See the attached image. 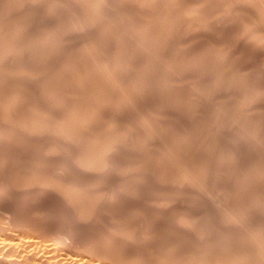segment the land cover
Returning a JSON list of instances; mask_svg holds the SVG:
<instances>
[{"label":"rangeland","instance_id":"374dc122","mask_svg":"<svg viewBox=\"0 0 264 264\" xmlns=\"http://www.w3.org/2000/svg\"><path fill=\"white\" fill-rule=\"evenodd\" d=\"M5 1L9 2L12 6ZM5 1L3 0V2H2V0H0V4H1V2L3 3L0 5V7L2 8V9L0 8V11H1L0 12V18H1L0 19V22H1L0 23L1 24L0 25V32H1L0 33V38H1L0 39V50H1L0 52H3L2 54L0 53L1 54L0 55V62H1L0 68L2 67V69H0V72H1V74H0V87H1L0 88V97H1L0 98V187H1L0 188V239H2V240H0L1 241L0 243L5 244V245L3 244L4 247L2 246L0 248V252L3 253L2 255H0V256H2L1 257L2 260L0 258V264H6V263L7 264H13V262H14V264H16V263L22 264V262L24 264H54V263L55 264H59V263L60 264H63V263L64 264H67V263L73 264L75 262H77L78 264H80L79 262H81V264L82 263H84V264H92L93 263L94 264V261H96V260H97L96 264H99V263L100 264H110V263L111 264H114V263L119 264L120 263L119 261H121L120 264H156V263H158V264H181V263H183V264H194L195 262L197 264H200V263L201 264L202 263L203 264H207V263L208 264H216V263L217 264H242V263L243 264H248V263L249 264H259V263L264 264V253H263L264 252V245H263L264 241L262 240V239H264V234H263L264 233V227H263L264 226V202H263L264 201V169H262V168H264L263 167L264 162H262V161H264V129H263L264 128V104H263L264 103V97H263L264 96V63H263L264 62V60H263L264 59V39H263L264 36H261V35H264V18H263L264 17V14H263L264 13V6H263L264 0H254V1L253 0H247L246 2H245V0H237L236 2H235V0H233V1L224 0L225 2L223 0H221V1L220 0H213V2H212V0H206V1H204V0H186V1L185 0H174V1L173 0H165V1H163V0H145V2H144V0L143 1L142 0H138V1L137 0H120L121 2L119 0H116V1L111 0V2H110V0H97L98 2L95 0L94 1L89 0V2H92V3H89L88 0L87 1H85V0H82V1L81 0H73V1L72 0H63V1L62 0H55V1L48 0V2H47V0H45V1L44 0H40V1L39 0L38 1L37 0H31L32 2H30V0H26L27 3L25 0H23V1L22 0H5ZM74 1H76V2H74ZM77 1H78V3H77ZM261 1H262V3L260 4ZM68 2H69V6H68ZM84 2H86V3H84ZM146 2L147 3L150 2V4H147ZM168 2H170V3L168 4ZM16 3H17V5L20 6V8H19V6L16 5ZM37 3H39V4H37ZM41 3L43 6L41 5ZM53 3H54L55 7L54 6L52 7ZM82 3H83V5L81 6ZM113 3H114V5H113ZM161 3H163L164 5ZM192 3H194V4H192ZM227 3H229V4H227ZM251 3H252V5H251ZM14 4L18 7L16 10L19 12H17L15 10L16 6H14ZM65 4H66V6H65ZM91 4H93V7ZM141 4L144 5V7ZM5 5H7L8 7ZM47 5H48V7H47ZM162 5H163V8L161 7ZM239 5H242V6H239ZM86 6H88V7H86ZM103 6H104V8H103ZM171 6H173V7H171ZM217 6H218V8H217ZM238 6H239V8H238ZM247 6H249V7H247ZM259 6L261 9L259 8ZM71 7H73V8L75 7V8L73 9ZM224 7H226V9H224ZM262 7H263V9H262ZM3 8H4V10H3ZM9 8L13 11L9 10ZM25 8H27V9L25 10ZM58 8L61 10H59ZM66 8H68V9H66ZM82 8L83 9L85 8V9L83 10ZM95 8H96V10H95ZM142 8H144V9H142ZM168 9H169V12H168ZM6 10H8V11H6ZM73 10H74V13L72 12ZM92 10H94V11H92ZM138 10H139V12H138ZM10 11H11V13H9ZM20 11H21V13L22 12L23 13L21 14ZM43 11H44V13H43ZM49 11L51 13H49ZM114 11H116V12H114ZM158 11H160V12H158ZM201 11L203 13H201ZM121 12H123L122 13L123 15H121ZM229 12H231V13H229ZM7 13H8V15H7ZM31 13H33V16L31 15ZM38 13L39 14L43 13V14H41L39 16ZM193 13L195 15L197 14L196 17ZM199 13L201 15H204V16H201ZM205 13H207V14H205ZM243 13H245V14H243ZM35 14H36V16H35ZM88 14H89V16H88ZM129 14H132V16ZM189 14L192 15L193 17H190ZM13 15H15L14 17H16V18H14V21H13ZM48 15H50V16H48ZM17 16H19V17H17ZM96 16H97V18H96ZM166 16H168V17H166ZM169 16H170V18H169ZM205 16H207L208 18ZM240 16H242V18ZM247 16H251V17H247ZM8 17L10 18V20ZM92 17H94V18L92 19ZM132 17H133L134 21L132 20ZM142 17H144L143 20H142ZM18 18L19 19L21 18L20 19L21 21ZM38 18L41 19L40 21L43 20L42 24ZM49 18H50V20H49ZM62 18H63V20H62ZM193 18L194 19L197 18V19L194 20ZM3 19H5V20H3ZM144 19H145V21H144ZM189 19H191V20H189ZM212 19H214V20H212ZM57 20L59 22H57ZM89 20H91V21H89ZM101 20H102V22H101ZM241 20H243V21H241ZM73 21H74V23H72ZM113 21L115 22V25H113V23H114ZM154 21H156V22H154ZM189 21H192V22H189ZM134 22H136V23H134ZM148 22H149V24H148ZM202 22H203V24H202ZM215 22H216V24H215ZM14 23H15V25H14ZM90 23H91V25H90ZM104 23L107 25L104 26L105 25ZM162 23L164 24L163 26H161ZM189 23L191 26L189 25ZM96 24H98L100 26L98 27V25H96ZM154 24H156V25H154ZM101 25H103V27ZM138 25H139V27H138ZM145 25H147L148 28ZM210 25H211V27H210ZM226 25H227V27H226ZM1 26H3V27H1ZM8 26H10V27H8ZM17 26H18V28H17ZM51 26H52V28L54 27L53 28L54 30L51 28ZM69 26H73V27L70 28ZM192 26H193V28H192ZM246 26H248V27H246ZM80 27H81V29H80ZM122 27H125L126 29L122 28ZM142 27H144V28H142ZM196 27H198V28H196ZM203 27H204V29H203ZM21 28H23V29H21ZM156 28H158V29H156ZM49 29H50V32L48 31ZM62 29L67 31V32L63 31ZM86 29H88V30H86ZM107 29L110 31H108ZM15 30H17V31H15ZM19 30H20V32H19ZM85 30L87 32H85ZM129 30H131V33H129L130 32ZM178 30H179V32H178ZM190 30H191V32H190ZM214 30H216V31H214ZM242 30L244 32H242V34H241L240 32ZM252 30H253V32H252ZM10 31H11V33H10ZM59 31H60V33H59ZM76 31H78L79 33L78 32L76 33ZM163 31H164V33H163ZM176 31H177V34H176ZM185 31H187V32H185ZM192 31H194L193 34H192ZM201 31H202V33H201ZM205 31H206V33H205ZM209 31H211V32H209ZM22 32L25 34H23ZM102 32H103V35L101 34ZM137 32H138V34H137ZM144 32H146V33H144ZM156 32H157V35H156ZM12 33H13V35H12ZM75 33L80 37L78 38ZM234 33L236 34V36ZM16 34H18V35H16ZM36 34H38V35L36 36ZM39 34H40V36H39ZM136 34H137V36H135ZM231 34H232V36H231ZM253 34H256V35H253ZM33 35L35 36V38ZM74 35H75V37H74ZM86 35H88V36H86ZM152 35H155V36H152ZM218 35H222V36L219 37ZM240 35L242 38L240 37ZM26 36L28 39L24 40L26 38ZM144 36H145V38H143ZM204 36L206 39L204 38ZM57 37H60V38L58 39ZM103 37H104V40H103ZM239 37H240V39H239ZM252 37H253V39H252ZM53 38L54 39L56 38L55 41ZM133 38H134V40H133ZM164 38L166 41L164 40ZM233 38H235V39H233ZM42 39H44V40H42ZM96 39H98V40H96ZM117 39H120V40H117ZM159 39H160V41H158ZM256 39L258 42H256ZM4 40H6L7 42L9 41L8 42L9 44ZM21 40H23V41H21ZM183 40H184V43H183ZM89 41L92 43H90ZM138 41H141V42L138 43ZM148 41H149V43H147ZM55 42H56V44H55ZM86 42L91 44L90 47H89V44ZM209 42H212V43H209ZM30 43H31V45H30ZM38 43L40 44V46ZM44 43L46 44L45 46H44ZM129 43L131 45L133 43L134 44L131 46ZM199 43H202V44L200 45ZM237 43L239 45H237ZM36 44L38 46H36ZM117 44H118V46H115ZM139 44H140V46H139ZM188 44H190V45H188ZM6 45H7L8 49H7ZM172 45L176 48V50ZM220 45H222L223 47L222 46L219 47ZM224 45L226 46L225 48H224ZM1 46H3V47H1ZM53 46L55 49L52 48ZM82 46L87 47V49L83 48ZM96 46H97V48H96ZM144 46H146V47H144ZM167 46H169V47H167ZM176 46L178 47V50H177ZM79 47H81V48H79ZM123 47H124V49H122ZM153 47H155V48H153ZM190 47H191V50H190ZM227 47L228 48L230 47V48L228 49ZM255 47H257V48H255ZM125 48L127 49V51H128L127 54H129V55H125V53H126ZM193 49H195V50L193 51ZM118 50L119 51L121 50L120 51L121 53ZM204 50H205V52H204ZM235 50H237V51H235ZM245 50H247V51H245ZM138 51H140V52H138ZM144 51H146V52H144ZM171 51H172V53H171ZM216 51H217V53H216ZM115 52L117 55L115 54ZM192 53L195 56L192 55ZM205 53H207V54H205ZM220 53H221V55H220ZM222 53H223V55H222ZM37 55H39L41 58ZM197 55H199L200 57H198ZM201 55H202V57H201ZM241 55H242V57H241ZM6 56H8V57H6ZM50 56H51V58H50ZM53 56H55V57H53ZM123 56H124V58H123ZM129 56H131V57H129ZM136 56L138 57V59ZM189 56H190V58H189ZM217 56L219 57V59ZM223 56H225V57H223ZM196 57H197V59H196ZM203 57H204V59H203ZM226 57H227V59H226ZM35 58H37V60ZM114 58L116 61L114 60ZM192 58H194V59H192ZM228 58H230V59H228ZM260 58H262V59H260ZM11 59H12V61H11ZM55 59H57V60H55ZM119 59L123 60V61L121 62ZM129 59H130V61H129ZM199 59L202 62L198 61ZM32 60H33V63H32ZM143 60L145 61V63ZM182 60H184V61L186 60V61L183 62ZM195 60H196V62H195ZM222 60H224V61H222ZM27 61H29V63ZM75 61H76V63H75ZM212 61H213V63H212ZM248 61H249V63H247ZM254 61H256V62H254ZM258 61H259V63H258ZM66 62H67V64H66ZM116 62L118 64H116ZM128 62H131V63H128ZM187 62H189V63H187ZM191 62H192V64H191ZM199 62H201V64H199ZM232 62H234V63H232ZM48 63H49V65H48ZM126 63L128 66L126 65ZM137 63H138V65H137ZM251 63L253 65H251ZM63 64H64V66H63ZM115 64L118 67H116ZM187 64H188V66H187ZM231 64H233V65H231ZM24 65L26 68L24 67ZM40 65H41V67H40ZM197 65L200 66V69L198 68L199 66H197ZM262 65H263V67H262ZM16 66H18V67H16ZM182 66H183V68H182ZM184 66H187L188 68H186ZM241 66H243L244 68H242ZM133 67H134V69H133ZM206 67H207V69H206ZM209 67H211V68H209ZM256 67H258V68H256ZM51 68H53V69H51ZM116 68H118V69H116ZM123 68H124V71H123ZM253 68L255 70H253ZM39 69L41 72L38 71ZM112 69H114V70H112ZM196 69L197 70L199 69L198 70L199 73ZM259 69H261V70H259ZM5 70H7V71H5ZM71 70L73 72H71ZM79 70H81L82 73ZM148 70L150 71V74H149ZM233 70L234 71L236 70L237 74H239V73L240 74L237 76V74H235L236 72H234ZM50 71H52V72H50ZM138 71H140V72H138ZM228 71H230V72L228 73ZM141 72H142V74H141ZM246 72L251 76H249ZM84 73H86V74L84 75ZM112 73L115 76L116 75L117 76L115 77ZM125 73H126V75H125ZM131 74H134V75H131ZM151 74H154V76ZM158 74H160L161 76ZM197 74H199V75H197ZM208 74H211V75L208 76ZM228 74H230V75L232 74V75L230 76ZM253 74H255V76ZM22 75H23V77H22ZM25 75H27V76H25ZM141 75H142V77H140ZM144 75L146 78L144 77ZM162 75H163V77H162ZM201 75H203V76H201ZM241 75H242V77H241ZM59 76L62 78H58ZM80 76H82V77H80ZM123 76H125V77H123ZM128 76H130V77H128ZM134 76L136 79L134 78ZM156 76L157 77L159 76V77L157 78ZM246 76H248L247 77L248 79L246 78ZM75 77H76V79H75ZM168 77H170V78H168ZM231 77H233V79ZM235 77H236V79H235ZM237 77L240 79H238ZM55 78L57 81L55 80ZM63 78L65 79V81ZM125 78H126V80H125ZM80 79H81V81H80ZM51 80H52L53 84L50 82ZM127 80H129V81H127ZM131 80H132V82H131ZM136 80L139 81L138 83H140V84H137ZM146 80H147L148 86L146 85V82H145ZM165 80H166V82H165ZM77 81H79V82H77ZM160 81H161V83H160ZM57 82H59V84H57ZM80 82L83 83L82 84L83 86L81 85ZM215 82H217V83H215ZM233 82H236V83H233ZM107 83H108V85H106ZM141 83H143V84H141ZM168 83L171 85H169ZM251 83L252 84L254 83V84L252 85ZM77 84H78V86H77ZM132 84H134L135 87ZM233 84H234V86H233ZM239 84H240V86H239ZM246 84H248V85H246ZM257 84H259V85H257ZM2 85H4V86H2ZM109 85H110V87H113V88L110 89ZM249 85H250V87H249ZM52 86H53V88H52ZM65 86H66V88H65ZM118 86H119V88H118ZM120 86L121 87L123 86V87L121 88ZM156 86H158L157 89H155ZM70 87H72V89ZM170 87L172 90L170 89ZM211 87H212V89H211ZM127 88H130V89H127ZM219 88L222 90H219ZM236 88H238V89H236ZM242 88H244L245 90L244 89L242 90ZM60 89H61V91H60ZM122 89H125L126 92ZM255 89H256V91H255ZM36 90H37V92H36ZM102 90H104V91H102ZM169 90L172 92L170 93ZM58 91H59V93H58ZM78 91H79V93H78ZM112 91H115L114 92L115 95L112 93ZM208 91H209V93H208ZM218 91L220 94L218 93ZM237 91L240 93H238ZM81 92H82V94H81ZM106 92H108V93H106ZM140 92H141V94H140ZM168 92H169V94H168ZM216 92L218 95H216ZM214 93H215V95H214ZM246 93L249 94L250 96L246 95ZM224 94H225V96H224ZM4 95H6V96H4ZM111 95H112V98H111ZM183 95H185V96H183ZM3 96H4V98H3ZM213 96H214V98H213ZM251 96H254L253 97L254 99ZM115 97H117V98H115ZM119 97L121 99L123 97L124 98L122 100H120ZM125 97L127 100L125 99ZM227 97H230V98H227ZM244 97H245V99H244ZM132 98H133V100H132ZM169 98H170V100H169ZM191 99H193V100H191ZM227 99H229V100L227 101ZM241 99H242V101H240ZM29 100H31V101H29ZM113 100H114V102H113ZM130 100L133 102H131ZM218 100H219V102H217ZM230 100H232L233 102ZM236 100H239V101H236ZM252 100H253V102H252ZM160 101H162V102H160ZM181 101H183V102H181ZM205 101H207V102L209 101V102L206 103ZM236 102L238 103V105ZM35 103H37V104L35 105ZM43 103H44V105H43ZM122 103H123V105H122ZM173 103H175V104H173ZM210 103H211V105H210ZM125 104H128V105H125ZM188 104L190 107L188 106ZM231 104L233 107L231 106ZM243 104H245L246 107ZM261 104H263V105H261ZM124 105L126 106L127 109L125 108ZM183 105H185V106H183ZM187 106H188L189 110H188ZM209 106L211 108H209ZM238 106H240V107H238ZM145 107L147 109H145ZM180 107H181V109H180ZM183 107H186V108H183ZM244 107H245V109H244ZM262 107H263V109H261ZM119 108H121V109H119ZM80 109L82 111H84L83 114H82V111ZM138 109H140V110H138ZM234 109H235V111H234ZM256 109L257 110L261 109V110L260 111L258 110L259 111L258 112V111H256ZM180 110H181V112H179ZM229 110H231V111H229ZM126 111H127V113H126ZM197 111H199V112H197ZM226 111H227V114H226ZM251 111H252V113H251ZM254 111H255V113H254ZM260 112L261 113L263 112V113L261 114ZM256 113H257V115H256ZM107 114H108V116H107ZM225 115H227V116H225ZM187 117H188V119H187ZM115 118H117V119H115ZM132 118H134V119H132ZM102 119H104V120H102ZM123 119H124V121H123ZM232 119H233V121H232ZM258 119H261V121L263 123ZM130 120H132V121H130ZM234 120H236V121H234ZM114 123H115V125H114ZM219 123L221 126L219 125ZM109 125H110V127H108ZM254 125H255V127H254ZM198 126H199V128H198ZM239 126H240V128H239ZM242 127H243V129H242ZM187 128H189V129L187 130ZM249 128H251V130ZM216 129L218 130L219 133L217 132ZM227 130H228V132H227ZM232 131L235 133H233ZM249 131H250V133H249ZM251 131H252V133H251ZM205 132H206V134H205ZM214 134H215V136H214ZM114 136H116V137H114ZM198 136H199V138H198ZM206 138H207V140H205ZM222 138H224V139H222ZM259 138H260V140H259ZM253 142H254V144H253ZM204 143H206V144H204ZM214 144H216V145H214ZM260 144H261V146H260ZM211 147H213V148H211ZM260 147H261V152L259 151ZM199 149H201V150H199ZM216 149L219 150L218 151L219 153L216 151ZM255 149H257L256 152H255ZM220 150H222V151H220ZM187 151H188V153H187ZM241 151H243V152H241ZM250 151H252V152H250ZM217 154H220V155H217ZM242 155H243V157H241ZM224 157H225V159H224ZM256 157H257V159H256ZM260 157H262V158L260 159ZM95 158H97V159H95ZM204 158H205V160L207 159L208 161L207 160L205 161ZM102 159H103V161H102ZM246 159H247V161H246ZM210 160L213 162L211 163ZM255 163H257V164H255ZM261 163H263L262 166H261ZM184 165H186V166H184ZM177 166H179V167H177ZM176 168H178V169L180 168V169L178 170ZM193 168H195V169H193ZM208 168H209V170H208ZM228 169H229V171H228ZM166 170H167V172H166ZM249 171H252L251 173L253 175L251 173H249ZM222 173L225 175L223 176ZM237 173L238 174L240 173L241 175L240 174L238 175ZM208 174H209V176H208ZM256 174H258V175H256ZM177 176H179V177H177ZM183 176H184V178H182ZM230 176H231V178H230ZM256 176H257V178H256ZM203 177H205V178H203ZM186 178H188V179H186ZM184 179L187 182H185ZM173 181H175V182H173ZM183 181H184V183H183ZM254 181L256 184L254 183ZM258 181H259V183H258ZM203 182H204V184H203ZM105 183H107V184L109 183V184L107 185ZM250 183H252V184H250ZM244 185H245V187H244ZM260 185L262 186V188ZM250 186H251V188H250ZM244 188H246V189H244ZM261 190L263 191V193ZM214 191H215V193H214ZM240 191H241V193H240ZM244 191H246V192L244 193ZM217 192H218V194H217ZM179 193L180 194L183 193V194L180 195ZM211 193H212V195H211ZM231 193H232V195H231ZM247 193L248 194L251 193L249 195V197H248ZM242 195L244 197H242ZM261 199H262V201H261ZM173 200H175V201H173ZM248 201H250L251 203ZM238 202H239V204H237ZM167 204H168V206H167ZM214 204H215V206H214ZM227 204H228V206H226ZM173 205H175V206H173ZM4 206H5V208H4ZM226 207H228V208H226ZM259 208H260V210H259ZM247 210H248V212H247ZM251 210H252V212H251ZM182 211H184V212H182ZM244 212H246V213H244ZM183 213H184V215H183ZM213 213L217 214L218 217H217V215H215ZM170 214H172V215H170ZM180 215H182V216L180 217ZM252 215H253V217H252ZM184 217H186V219ZM206 217H207V219H206ZM238 217H239V219H238ZM232 218H234V219H232ZM257 218H259V219H257ZM178 219H180L181 221ZM235 219H237V220H235ZM200 220H201V222H200ZM175 224L176 225L178 224L177 225L178 227ZM220 227L222 228V230ZM260 229H262V230H260ZM249 230H251V231H249ZM7 233H9V234L11 233L12 236H11V234L8 235ZM256 234H257V236H256ZM43 235H45V236H43ZM181 235H183V237ZM39 236H41L40 237L41 239L38 238ZM50 236H51V238H50ZM246 236H248V237H246ZM4 237L6 240L4 239ZM8 237H10V238H8ZM22 237H23V239H21ZM247 238L250 240H248ZM52 239H53V241H52ZM258 239H260L261 242ZM23 240H24V242H23ZM5 241L7 244L11 241L12 242L9 243L8 245H6ZM33 241L35 242V244L33 243ZM255 241L257 243H255ZM258 241L260 244L258 243ZM25 242L26 243L29 242L28 244L29 245L31 244L32 247L29 245H28V247L25 246ZM185 242H187V243H185ZM247 242H249V243H247ZM37 243H38V245H37ZM246 243L248 245V248H247V245L245 246ZM9 245H11V246H9ZM19 245H20V247H19ZM98 245L100 247H98ZM92 246H94V247L96 246V247L94 248ZM103 246H104V248H103ZM234 246H236V248ZM239 246L242 248H240ZM8 247H11V248H8ZM33 247H34V249H33ZM245 247H246L247 251L245 250ZM26 248H28V249H26ZM42 248L43 249L45 248V251ZM87 248H88V250H85ZM108 248H109V250H108ZM118 248H119V250H118ZM231 248H232V250H231ZM237 248H238V250H237ZM50 249L52 251H50ZM100 249H101V251H100ZM248 249H249V251H248ZM8 250H9V252H8ZM89 250H91L92 252ZM97 250L99 251L98 253H97ZM217 250L218 251L221 250V252H217ZM30 251H31V253H29ZM32 251H34V252H32ZM48 251H50L49 254H48ZM70 251L72 253L74 251V254H72ZM78 251H80V252L78 253ZM86 251L87 252L89 251V254H87ZM102 251L106 252V253L104 254ZM222 251H224L226 254ZM239 251H241V254H238V253H240ZM94 252H95V254H94ZM114 252H116V254L117 253H119V254L116 255ZM229 252H230V254H229ZM244 252H246V253H244ZM248 252H249L250 256H249ZM255 252H257V253H255ZM259 252L262 254H260ZM222 253H223V255H222ZM251 253H253V254H251ZM27 254H29V255H27ZM43 254H44V256H43ZM86 254L89 258L86 256ZM99 254H100V258L97 257V256H99ZM142 254H144V255L142 256ZM149 254H150V256H147ZM197 254H198V256H197ZM255 254H257V255H255ZM9 255H11V256H9ZM31 255H32V257H31ZM55 255H56V257H55ZM103 255L108 256L107 259H109V260H105L104 259V258H106L105 256L103 257L104 260H102ZM112 255L114 257L116 256L117 259L114 258ZM154 255H155V257H154ZM216 255L220 256V257L218 258ZM228 255H230V256H228ZM252 255H254V257ZM14 256H16V257L14 258ZM71 256L72 257L74 256L73 260H72ZM94 256L97 259H95ZM261 256H263V257H261ZM11 257H12V259H11ZM46 257L48 259H46ZM69 257H70V259H69ZM85 257H87V258H85ZM92 257H94L95 260ZM119 257H120V259H119ZM131 257H133L135 259H132ZM139 257H141V258H139ZM240 257H242V258H240ZM6 258H8V260ZM257 258H260V260ZM20 259H22V260L20 261ZM39 259L44 260V261L40 262ZM92 259H93V262H92ZM98 259L99 260L101 259L102 262H100ZM113 259H114V261H112ZM131 259L133 262L131 261ZM202 259H204V260H202ZM246 259H247V261H246ZM25 260H26V262H24ZM85 260L87 263L85 262ZM152 260H153V262H152ZM208 260H211V261H208ZM212 260H213V262H212ZM237 260H240V261H237ZM1 261H2V263H1ZM45 261L50 262V263H46ZM56 261H58V262H56ZM108 261H109V263H108ZM116 261H118V262H116ZM125 261L128 263H124ZM223 261H224V263H222ZM77 263H75V264H77Z\"/></svg>","mask_w":264,"mask_h":264},{"label":"bare ground","instance_id":"6f19581e","mask_svg":"<svg viewBox=\"0 0 264 264\" xmlns=\"http://www.w3.org/2000/svg\"><path fill=\"white\" fill-rule=\"evenodd\" d=\"M4 1H5V0H4ZM22 1H23V0H22ZM25 1H26V0H25ZM37 1H38V0H37ZM39 1H40V0H39ZM44 1H45V0H44ZM53 1H55V0H53ZM53 1H52V2H53ZM62 1H63V0H62ZM72 1H73V0H72ZM81 1H82V0H81ZM85 1H87V0H85ZM90 1H92V0H90ZM93 1H94V0H93ZM95 1H97V0H95ZM115 1H116V0H115ZM119 1H120V0H119ZM137 1H138V0H137ZM142 1H143V0H142ZM163 1H165V0H163ZM173 1H174V0H173ZM173 1H172V2H173ZM185 1H186V0H185ZM204 1H206V0H204ZM220 1H221V0H220ZM223 1H224V0H223ZM231 1H233V0H231ZM236 1H237V0H235V2H236ZM246 1H247V0H245V2H246ZM253 1H254V0H253ZM2 2H3V0H2ZM2 2H1V4H3ZM5 2H7V1H5ZM10 2H11V1H10ZM17 2H18V1H17ZM30 2H32V1L30 0ZM47 2H48V0H47ZM47 2H46V3H47ZM65 2H66V1H65ZM65 2H64V3H65ZM74 2H76V1H74ZM88 2H89V0H88ZM97 2H98V1H97ZM97 2H96V3H97ZM101 2H102V1H101ZM110 2H111V0H110ZM120 2H121V1H120ZM126 2H127V1H126ZM139 2H140V1H139ZM144 2H145V0H144ZM150 2H151V1H150ZM150 2H149V3L146 2V3H147V4H150ZM160 2H161V1H160ZM170 2H171V1H170ZM170 2H168V4H169ZM175 2H176V1H175ZM191 2H192V1H191ZM198 2H199V1H198ZM201 2H202V1H201ZM201 2H200V3H201ZM208 2H209V1H208ZM212 2H213V0H212ZM224 2H225V1H224ZM226 2H227V1H226ZM238 2H239V1H238ZM238 2H237V3H238ZM243 2H244V1H243ZM255 2H256V1H255ZM7 3H9V2H7ZM21 3H22V2H21ZM26 3H27V1H26ZM33 3H34V2H33ZM60 3H61V2H60ZM77 3H78V1H77ZM84 3H86V2H84ZM89 3H92V2H89ZM93 3H94V2H93ZM106 3H107V2H106ZM146 3H145V4H146ZM221 3H222V2H221ZM221 3H220V4H221ZM230 3H231V2H230ZM233 3H234V2H233ZM240 3H241V2H240ZM252 3H253V2H252ZM252 3H251V5H252ZM261 3H262V1L260 2V4H261ZM1 4H0V5H1ZM9 4H10V3H9ZM24 4H25V3H24ZM29 4H30V3H29ZM37 4H39V3H37ZM51 4H52V3H51ZM58 4H59V3H58ZM70 4H71V3H70ZM74 4H75V3H74ZM108 4H109V3H108ZM116 4H117V3H116ZM131 4H132V3H131ZM136 4H137V3H136ZM161 4H163V3H161ZM192 4H194V3H192ZM192 4H191V5H192ZM198 4H199V3H198ZM203 4H204V3H203ZM203 4H202V5H203ZM224 4H225V3H224ZM224 4H223V5H224ZM227 4H229V3H227ZM246 4H247V3H246ZM256 4H257V3H256ZM10 5H11V4H10ZM16 5H17V3H16ZM16 5L14 4V6H16ZM41 5H42V3H41ZM60 5H61V4H60ZM82 5H83V3L81 4V6H82ZM91 5H92V7H93V4H91ZM101 5H102V4H101ZM101 5H100V6H101ZM113 5H114V3H113ZM141 5H142V4H141ZM163 5H164V4H163ZM163 5L161 6L162 8H163ZM166 5H167V4H166ZM166 5H165V6H166ZM171 5H172V4H171ZM178 5H179V4H178ZM195 5H196V4H195ZM206 5H207V4H206ZM216 5H217V4H216ZM225 5H226V4H225ZM234 5H235V4H234ZM248 5H249V4H248ZM3 6H4V5H3ZM5 6H7V5H5ZM11 6H12V5H11ZM14 6H13V7H14ZM17 6H19V5H17ZM17 6H16L15 10L18 8ZM42 6H43V5H42ZM50 6H51V5H50ZM53 6H54V3H53V5H52V7H53ZM62 6H63V5H62ZM62 6H61V7H62ZM65 6H66V4H65ZM68 6H69V2H68ZM68 6H67V7H68ZM71 6H72V5H71ZM96 6H97V5H96ZM107 6H108V5H107ZM107 6H106V7H107ZM121 6H122V5H121ZM142 6L144 7V5H142ZM147 6H148V5H147ZM151 6H152V5H151ZM179 6H180V5H179ZM182 6H183V5H182ZM197 6H198V5H197ZM231 6H232V5H231ZM239 6H242V5H239ZM239 6H238V8H239ZM249 6H250V5H249ZM249 6H247V7H249ZM263 6H264V5H263ZM7 7H8V6H7ZM13 7H12V8H13ZM29 7H30V6H29ZM35 7H36V6H35ZM47 7H48V5H47ZM54 7H55V6H54ZM77 7H78V6H77ZM83 7H84V6H83ZM86 7H88V6H86ZM111 7H112V6H111ZM125 7H126V6H125ZM136 7H137V6H136ZM171 7H173V6H171ZM174 7H175V6H174ZM177 7H178V6H177ZM190 7H191V6H190ZM202 7H203V6H202ZM212 7H213V6H212ZM232 7H233V6H232ZM0 8H1V7H0ZM10 8H11V7H10ZM10 8H9V10H11ZM19 8H20V6H19ZM42 8H43V7H42ZM71 8H73V7H71ZM74 8H75V7H74ZM74 8H73V9H74ZM79 8H80V7H79ZM103 8H104V6H103ZM103 8H102V9H103ZM115 8H116V7H115ZM127 8H128V7H127ZM129 8H130V7H129ZM132 8H133V7H132ZM138 8H139V7H138ZM146 8H147V7H146ZM166 8H167V7H166ZM179 8H180V7H179ZM187 8H188V7H187ZM191 8H192V7H191ZM197 8H198V7H197ZM207 8H208V7H207ZM210 8H211V7H210ZM217 8H218V6H217ZM219 8H220V7H219ZM229 8H230V7H229ZM236 8H237V7H236ZM241 8H242V7H241ZM241 8H240V9H241ZM259 8H260V6H259ZM1 9H2V8H1ZM26 9H27V8H25V10H26ZM43 9H44V8H43ZM53 9H54V8H53ZM53 9H52V10H53ZM58 9H59V8H58ZM66 9H68V8H66ZM82 9H83V8H82ZM84 9H85V8H84ZM84 9H83V10H84ZM98 9H99V8H98ZM142 9H144V8H142ZM158 9H159V8H158ZM170 9H171V8H170ZM189 9H190V8H189ZM203 9H204V8H203ZM224 9H226V7H224ZM240 9H239V10H240ZM243 9H244V8H243ZM257 9H258V8H257ZM260 9H261V8H260ZM262 9H263V7H262ZM3 10H4V8H3ZM3 10H2V11H3ZM22 10H23V9H22ZM48 10H49V9H48ZM56 10H57V9H56ZM59 10H61V9H59ZM62 10H63V9H62ZM76 10H77V9H76ZM86 10H87V9H86ZM95 10H96V8H95ZM106 10H107V9H106ZM150 10H151V9H150ZM159 10H160V9H159ZM161 10H162V9H161ZM163 10H164V9H163ZM175 10H176V9H175ZM177 10H178V9H177ZM179 10H180V9H179ZM187 10H188V9H187ZM205 10H206V9H205ZM228 10H229V9H228ZM228 10H227V11H228ZM234 10H235V9H234ZM244 10H245V9H244ZM247 10H248V9H247ZM6 11H8V10H6ZM11 11H13V10H11ZM11 11H10L9 13H11ZM16 11H17V10H16ZM32 11H33V10H32ZM39 11H40V10H39ZM65 11H66V10H65ZM67 11H68V10H67ZM69 11H70V10H69ZM89 11H90V10H89ZM92 11H94V10H92ZM99 11H100V10H99ZM121 11H122V10H121ZM143 11H144V10H143ZM170 11H171V10H170ZM222 11H223V10H222ZM0 12H1V11H0ZM17 12H19V11H17ZM30 12H31V11H30ZM72 12L74 13V10H73ZM75 12H76V11H75ZM81 12H82V11H81ZM81 12H80V13H81ZM87 12H88V11H87ZM102 12H103V11H102ZM108 12H109V11H108ZM114 12H116V11H114ZM114 12H113V13H114ZM119 12H120V11H119ZM128 12H129V11H128ZM130 12H131V11H130ZM133 12H134V11H133ZM138 12H139V10H138ZM152 12H153V11H152ZM158 12H160V11H158ZM168 12H169V9H168ZM172 12H173V11H172ZM182 12H183V11H182ZM195 12H196V11H195ZM243 12H244V11H243ZM247 12H248V11H247ZM20 13H21V11H20ZM22 13H23V12H22ZM22 13H21V14H22ZM43 13H44V11H43ZM43 13H40V14L38 13V14H39V16H40V15L43 14ZM49 13H51V12L49 11ZM66 13H67V12H66ZM88 13H89V12H88ZM90 13H91V12H90ZM93 13H94V12H93ZM95 13H96V12H95ZM122 13H123V12H121V15H123ZM124 13H125V12H124ZM147 13H148V12H147ZM178 13H179V12H178ZM196 13H197V12H196ZM201 13H203V12L201 11ZM208 13H209V12H208ZM229 13H231V12H229ZM241 13H242V12H241ZM241 13H240V14H241ZM257 13H258V12H257ZM29 14H30V13H29ZM69 14H70V13H69ZM69 14H68V15H69ZM77 14H78V13H77ZM84 14H85V13H84ZM118 14H119V13H118ZM138 14H139V13H138ZM150 14H151V13H150ZM160 14H161V13H160ZM193 14H194V13H193ZM197 14H198V13H197ZM197 14H196V15H197ZM199 14H200V13H199ZM205 14H207V13H205ZM220 14H221V13H220ZM222 14H223V13H222ZM227 14H228V13H227ZM232 14H233V13H232ZM243 14H245V13H243ZM263 14H264V13H263ZM7 15H8V13H7ZM16 15H17V14H16ZM31 15L33 16V13H31ZM71 15H72V14H71ZM71 15H70V16H71ZM108 15H109V14H108ZM129 15L132 16V14H129ZM168 15H169V14H168ZM172 15H173V14H172ZM172 15H171V16H172ZM183 15H184V14H183ZM187 15H188V14H187ZM189 15H190V14H189ZM194 15H195V14H194ZM196 15H195V17H196ZM200 15H201V14H200ZM209 15H210V14H209ZM241 15H242V14H241ZM260 15H261V14H260ZM9 16H10V15H9ZM14 16H15V15H13V21H14V18H16V17H14ZM19 16H20V15H19ZM19 16H17V17H19ZM35 16H36V14H35ZM48 16H50V15H48ZM52 16H53V15H52ZM73 16H74V15H73ZM75 16H76V15H75ZM77 16H78V15H77ZM86 16H87V15H86ZM88 16H89V14H88ZM114 16H115V15H114ZM117 16H118V15H117ZM133 16H134V15H133ZM162 16H163V15H162ZM201 16H204V15H201ZM224 16H225V15H224ZM227 16H228V15H227ZM242 16H243V15H242ZM242 16H240V17L242 18ZM11 17H12V16H11ZM23 17H24V16H23ZM41 17H42V16H41ZM43 17H44V16H43ZM63 17H64V16H63ZM100 17H101V16H100ZM121 17H122V16H121ZM159 17H160V16H159ZM159 17H158V18H159ZM163 17H164V16H163ZM166 17H168V16H166ZM183 17H184V16H183ZM190 17H193V16L190 15ZM205 17H207V16H205ZM221 17H222V16H221ZM247 17H251V16H247ZM2 18H3V17H2ZM5 18H6V17H5ZM8 18H9V17H8ZM27 18H28V17H27ZM34 18H35V17H34ZM55 18H56V17H55ZM77 18H78V17H77ZM93 18H94V17H92V19H93ZM96 18H97V16H96ZM101 18H102V17H101ZM101 18H100V19H101ZM106 18H107V17H106ZM106 18H105V19H106ZM108 18H109V17H108ZM130 18H131V17H130ZM138 18H139V17H138ZM143 18H144V17H142V20H143ZM155 18H156V17H155ZM169 18H170V16H169ZM203 18H204V17H203ZM207 18H208V17H207ZM223 18H224V17H223ZM232 18H233V17H232ZM263 18H264V17H263ZM0 19H1V18H0ZM18 19H19V18H18ZM20 19H21V18H20ZM20 19H19V20H20ZM24 19H25V18H24ZM35 19H36V18H35ZM38 19H39V18H38ZM38 19H37V20H38ZM44 19H45V18H44ZM58 19H59V18H58ZM70 19H71V18H70ZM70 19H69V20H70ZM75 19H76V18H75ZM113 19H114V18H113ZM193 19H194V18H193ZM195 19H197V18H195ZM195 19H194V20H195ZM204 19H205V18H204ZM224 19H225V18H224ZM228 19H229V18H228ZM237 19H238V18H237ZM246 19H247V18H246ZM246 19H245V20H246ZM248 19H249V18H248ZM3 20H5V19H3ZM6 20H7V19H6ZM9 20H10V18H9ZM9 20H8V21H9ZM15 20H16V19H15ZM29 20H30V19H29ZM37 20H36V21H37ZM40 20H41V19H39V21H40ZM49 20H50V18H49ZM62 20H63V18H62ZM71 20H72V19H71ZM86 20H87V19H86ZM117 20H118V19H117ZM120 20H121V19H120ZM122 20H123V19H122ZM132 20H133V17H132ZM146 20H147V19H146ZM154 20H155V19H154ZM160 20H161V19H160ZM165 20H166V19H165ZM178 20H179V19H178ZM185 20H186V19H185ZM189 20H191V19H189ZM200 20H201V19H200ZM206 20H207V19H206ZM209 20H210V19H209ZM212 20H214V19H212ZM216 20H217V19H216ZM216 20H215V21H216ZM220 20H221V19H220ZM222 20H223V19H222ZM231 20H232V19H231ZM20 21H21V20H20ZM31 21H32V20H31ZM34 21H35V20H34ZM42 21H43V20H42ZM42 21H40L41 24H42ZM45 21H46V20H45ZM67 21H68V20H67ZM89 21H91V20H89ZM105 21H106V20H105ZM110 21H111V20H110ZM110 21H109V22H110ZM115 21H116V20H115ZM133 21H134V20H133ZM135 21H136V20H135ZM140 21H141V20H140ZM144 21H145V19H144ZM163 21H164V20H163ZM207 21H208V20H207ZM234 21H235V20H234ZM241 21H243V20H241ZM258 21H259V20H258ZM262 21H263V20H262ZM5 22H6V21H5ZM5 22H4V23H5ZM40 22H39V23H40ZM57 22H59V21L57 20ZM62 22H63V21H62ZM62 22H61V23H62ZM80 22H81V21H80ZM92 22H93V21H92ZM101 22H102V20H101ZM106 22H107V21H106ZM113 22H114V21H113ZM121 22H122V21H121ZM121 22H120V23H121ZM124 22H125V21H124ZM154 22H156V21H154ZM161 22H162V21H161ZM187 22H188V21H187ZM189 22H192V21H189ZM222 22H223V21H222ZM229 22H230V21H229ZM0 23H1V22H0ZM7 23H8V22H7ZM7 23H6V24H7ZM44 23H45V22H44ZM54 23H55V22H54ZM72 23H74V21H73ZM75 23H76V22H75ZM81 23H82V22H81ZM83 23H84V22H83ZM87 23H88V22H87ZM93 23H94V22H93ZM134 23H136V22H134ZM157 23H158V22H157ZM166 23H167V22H166ZM170 23H171V22H170ZM206 23H207V22H206ZM10 24H11V23H10ZM32 24H33V23H32ZM48 24H49V23H48ZM77 24H78V23H77ZM104 24H105V23H104ZM121 24H122V23H121ZM146 24H147V23H146ZM148 24H149V22H148ZM172 24H173V23H172ZM196 24H197V23H196ZM196 24H195V25H196ZM202 24H203V22H202ZM215 24H216V22H215ZM244 24H245V23H244ZM0 25H1V24H0ZM7 25H8V24H7ZM14 25H15V23H14ZM14 25H13V26H14ZM26 25H27V24H26ZM34 25H35V24H34ZM34 25H33V26H34ZM53 25H54V24H53ZM63 25H64V24H63ZM78 25H79V24H78ZM80 25H81V24H80ZM86 25H87V24H86ZM86 25H85V26H86ZM90 25H91V23H90ZM96 25H98V24H96ZM106 25H107V24H105L104 26H106ZM113 25H115V22L113 23ZM116 25H117V24H116ZM128 25H129V24H128ZM139 25H140V24H139ZM139 25H138V27H139ZM143 25H144V24H143ZM143 25H142V26H143ZM154 25H156V24H154ZM163 25H164V24L162 23L161 26H163ZM179 25H180V24H179ZM189 25H190V23H189ZM236 25H237V24H236ZM245 25H246V24H245ZM245 25H244V26H245ZM3 26H4V25H3ZM3 26H1V27H3ZM23 26H24V25H23ZM23 26H22V27H23ZM29 26H30V25H29ZM33 26H32V27H33ZM67 26H68V25H67ZM73 26H74V25H73ZM73 26H69V27L71 28V27H73ZM99 26H100V25H98V27H99ZM101 26L103 27V25H101ZM108 26H109V25H108ZM111 26H112V25H111ZM145 26L147 27V25H145ZM145 26H144V27H145ZM165 26H166V25H165ZM183 26H184V25H183ZM190 26H191V25H190ZM220 26H221V25H220ZM6 27H7V26H6ZM8 27H10V26H8ZM27 27H28V26H27ZM27 27H26V28H27ZM34 27H35V26H34ZM58 27H59V26H58ZM74 27H75V26H74ZM76 27H77V26H76ZM102 27H101V28H102ZM129 27H130V26H129ZM134 27H135V26H134ZM144 27H142V28H144ZM146 27H145V28H146ZM155 27H156V26H155ZM185 27H186V26H185ZM206 27H207V26H206ZM210 27H211V25H210ZM213 27H214V26H213ZM226 27H227V25H226ZM241 27H242V26H241ZM246 27H248V26H246ZM246 27H245V28H246ZM260 27H261V26H260ZM17 28H18V26H17ZM17 28H16V29H17ZM24 28H25V27H24ZM29 28H30V27H29ZM51 28H52V26H51ZM53 28H54V27H53ZM53 28H52V29H53ZM70 28H69V29H70ZM77 28H78V27H77ZM101 28H100V29H101ZM112 28H113V27H112ZM115 28H116V27H115ZM122 28H125V27H122ZM132 28H133V27H132ZM147 28H148V27H147ZM151 28H152V27H151ZM158 28H159V27H158ZM158 28H156V29H158ZM160 28H161V27H160ZM162 28H163V27H162ZM192 28H193V26H192ZM196 28H198V27H196ZM236 28H237V27H236ZM4 29H5V28H4ZM14 29H15V28H14ZM14 29H13V30H14ZM21 29H23V28H21ZM36 29H37V28H36ZM55 29H56V28H55ZM57 29H58V28H57ZM80 29H81V27H80ZM118 29H119V28H118ZM125 29H126V28H125ZM135 29H136V28H135ZM176 29H177V28H176ZM194 29H195V28H194ZM201 29H202V28H201ZM203 29H204V27H203ZM220 29H221V28H220ZM226 29H227V28H226ZM241 29H242V28H241ZM241 29H240V30H241ZM7 30H8V29H7ZM45 30H46V29H45ZM53 30H54V29H53ZM53 30H52V31H53ZM60 30H61V29H60ZM62 30H63V29H62ZM76 30H77V29H76ZM86 30H88V29H86ZM86 30H85V32H87ZM104 30H105V29H104ZM104 30H103V31H104ZM107 30H108V29H107ZM127 30H128V29H127ZM140 30H141V29H140ZM146 30H147V29H146ZM146 30H145V31H146ZM150 30H151V29H150ZM163 30H164V29H163ZM169 30H170V29H169ZM243 30H244V29H243ZM243 30H242L241 32H240V31H239V32L242 34V32L245 31V30H244V31H243ZM260 30H261V29H260ZM260 30H259V31H260ZM15 31H17V30H15ZM28 31H29V30H28ZM30 31H31V30H30ZM38 31H39V30H38ZM41 31H42V30H41ZM48 31L50 32V29H49ZM48 31H47V32H48ZM57 31H58V30H57ZM63 31H65V30H63ZM78 31H79V30H78ZM78 31H76V33H77ZM108 31H110V30H108ZM125 31H126V30H125ZM129 31H130L129 33H131V30H129ZM143 31H144V30H143ZM158 31H159V30H158ZM194 31H195V30H194ZM194 31H192V34H193ZM214 31H216V30H214ZM218 31H219V30H218ZM227 31H228V30H227ZM4 32H5V31H4ZM8 32H9V31H8ZM19 32H20V30H19ZM31 32H32V31H31ZM45 32H46V31H45ZM65 32H67V31H65ZM71 32H72V31H71ZM73 32H74V31H73ZM91 32H92V31H91ZM114 32H115V31H114ZM118 32H119V31H118ZM118 32H117V33H118ZM127 32H128V31H127ZM147 32H148V31H147ZM150 32H151V31H150ZM178 32H179V30H178ZM185 32H187V31H185ZM190 32H191V30H190ZM209 32H211V31H209ZM221 32H222V31H221ZM252 32H253V30H252ZM0 33H1V32H0ZM10 33H11V31H10ZM22 33H23V32H22ZM33 33H34V32H33ZM51 33H52V32H51ZM59 33H60V31H59ZM69 33H70V32H69ZM76 33H75V34H76ZM78 33H79V32H78ZM132 33H133V32H132ZM144 33H146V32H144ZM163 33H164V31H163ZM201 33H202V31H201ZM205 33H206V31H205ZM224 33H225V32H224ZM229 33H230V32H229ZM249 33H250V32H249ZM254 33H255V32H254ZM23 34H25V33H23ZM31 34H32V33H31ZM101 34L103 35V32H102ZM137 34H138V32H137ZM137 34H136L135 36H137ZM151 34H152V33H151ZM158 34H159V33H158ZM176 34H177V31H176ZM188 34H189V33H188ZM227 34H228V33H227ZM227 34H226V35H227ZM234 34H235V33H234ZM261 34H262V33H261ZM12 35H13V33H12ZM16 35H18V34H16ZM37 35H38V34H36V36H37ZM44 35H45V34H44ZM44 35H43V36H44ZM64 35H65V34H64ZM64 35H63V36H64ZM76 35H77V34H76ZM93 35H94V34H93ZM143 35H144V34H143ZM156 35H157V32H156ZM165 35H166V34H165ZM186 35H187V34H186ZM226 35H225V36H226ZM253 35H256V34H253ZM14 36H15V35H14ZM27 36H28V35H27ZM27 36H26V38H25L24 40L28 39ZM33 36H34V35H33ZM39 36H40V34H39ZM45 36H46V35H45ZM51 36H52V35H51ZM54 36H55V35H54ZM60 36H61V35H60ZM86 36H88V35H86ZM114 36H115V35H114ZM123 36H124V35H123ZM125 36H126V35H125ZM140 36H141V35H140ZM152 36H155V35H152ZM158 36H159V35H158ZM168 36H169V35H168ZM171 36H172V35H171ZM182 36H183V35H182ZM206 36H207V35H206ZM218 36L220 37V36H222V35H218ZM231 36H232V34H231ZM235 36H236V34H235ZM261 36H264V35H261ZM18 37H19V36H18ZM24 37H25V36H24ZM67 37H68V36H67ZM70 37H71V36H70ZM74 37H75V35H74ZM77 37L79 38L80 36L77 35ZM84 37H85V36H84ZM118 37H119V36H118ZM131 37H132V36H131ZM133 37H134V36H133ZM160 37H161V36H160ZM164 37H165V36H164ZM169 37H170V36H169ZM177 37H178V36H177ZM190 37H191V36H190ZM208 37H209V36H208ZM210 37H211V36H210ZM216 37H217V36H216ZM237 37H238V36H237ZM240 37H241V35H240ZM240 37H239V39H240ZM6 38H7V37H6ZM6 38H5V39H6ZM15 38H16V37H15ZM15 38H14V39H15ZM30 38H31V37H30ZM34 38H35V36H34ZM57 38L59 39L60 37H57ZM81 38H82V37H81ZM85 38H86V37H85ZM134 38H135V37H134ZM134 38H133V40H134ZM143 38H145V36H144ZM143 38H142V39H143ZM150 38H151V37H150ZM162 38H163V37H162ZM166 38H167V37H166ZM185 38H186V37H185ZM196 38H197V37H196ZM204 38H205V36H204ZM241 38H242V37H241ZM244 38H245V37H244ZM257 38H258V37H257ZM0 39H1V38H0ZM19 39H20V38H19ZM46 39H47V38H46ZM46 39H45V40H46ZM49 39H50V38H49ZM53 39H54V38H53ZM55 39H56V38H55ZM55 39H54V41H55ZM69 39H70V38H69ZM73 39H74V38H73ZM83 39H84V38H83ZM87 39H88V38H87ZM91 39H92V38H91ZM109 39H110V38H109ZM123 39H124V38H123ZM129 39H130V38H129ZM129 39H128V40H129ZM142 39H141V40H142ZM151 39H152V38H151ZM170 39H171V38H170ZM191 39H192V38H191ZM205 39H206V38H205ZM215 39H216V38H215ZM220 39H221V38H220ZM233 39H235V38H233ZM248 39H249V38H248ZM248 39H247V40H248ZM252 39H253V37H252ZM252 39H251V40H252ZM263 39H264V38H263ZM30 40H31V39H30ZM34 40H35V39H34ZM34 40H33V41H34ZM42 40H44V39H42ZM42 40H41V41H42ZM62 40H63V39H62ZM96 40H98V39H96ZM101 40H102V39H101ZM103 40H104V37H103ZM114 40H115V39H114ZM117 40H120V39H117ZM138 40H139V39H138ZM156 40H157V39H156ZM162 40H163V39H162ZM162 40H161V41H162ZM164 40H165V38H164ZM201 40H202V39H201ZM223 40H224V39H223ZM225 40H226V39H225ZM227 40H228V39H227ZM242 40H243V39H242ZM249 40H250V39H249ZM2 41H3V40H2ZM4 41H6V40H4ZM12 41H13V40H12ZM14 41H15V40H14ZM21 41H23V40H21ZM31 41H32V40H31ZM31 41H30V42H31ZM48 41H49V40H48ZM82 41H83V40H82ZM91 41H92V40H91ZM99 41H100V40H99ZM124 41H125V40H124ZM145 41H146V40H145ZM158 41H160V39H159ZM165 41H166V40H165ZM196 41H197V40H196ZM196 41H195V42H196ZM219 41H220V40H219ZM229 41H230V40H229ZM6 42H7V41H6ZM8 42H9V41H8ZM8 42H7V43H8ZM24 42H25V41H24ZM26 42H27V41H26ZM34 42H35V41H34ZM50 42H51V41H50ZM58 42H59V41H58ZM58 42H57V43H58ZM66 42H67V41H66ZM89 42H90V41H89ZM119 42H120V41H119ZM139 42H141V41H138V43H139ZM143 42H144V41H143ZM150 42H151V41H150ZM172 42H173V41H172ZM178 42H179V41H178ZM188 42H189V41H188ZM192 42H193V41H192ZM195 42H194V43H195ZM254 42H255V41H254ZM256 42H258L257 39H256ZM14 43H15V42H14ZM21 43H22V42H21ZM32 43H33V42H32ZM35 43H36V42H35ZM69 43H70V42H69ZM82 43H83V42H82ZM86 43H88V42H86ZM90 43H92V42H90ZM90 43H88V44H89V47H90V45H91ZM93 43H94V42H93ZM96 43H97V42H96ZM100 43H101V42H100ZM131 43H132V42H131ZM134 43H135V42H134ZM134 43H133V44H134ZM147 43H149V41H148ZM147 43H146V44H147ZM160 43H161V42H160ZM164 43H165V42H164ZM167 43H168V42H167ZM170 43H171V42H170ZM174 43H175V42H174ZM180 43H181V42H180ZM183 43H184V40H183ZM209 43H212V42H209ZM239 43H240V42H239ZM250 43H251V42H250ZM8 44H9V43H8ZM18 44H19V43H18ZM33 44H34V43H33ZM38 44H39V43H38ZM55 44H56V42H55ZM58 44H59V43H58ZM67 44H68V43H67ZM115 44H116V43H115ZM124 44H125V43H124ZM129 44H130V43H129ZM133 44H132V45H133ZM135 44H136V43H135ZM181 44H182V43H181ZM196 44H197V43H196ZM196 44H195V45H196ZM199 44L201 45L202 43H199ZM11 45H12V44H11ZM16 45H17V44H16ZM30 45H31V43H30ZM45 45H46V44L44 43V46H45ZM52 45H53V44H52ZM63 45H64V44H63ZM65 45H66V44H65ZM74 45H75V44H74ZM80 45H81V44H80ZM97 45H98V44H97ZM127 45H128V44H127ZM130 45H131V44H130ZM132 45H131V46H132ZM169 45H170V44H169ZM186 45H187V44H186ZM188 45H190V44H188ZM195 45H194V46H195ZM197 45H198V44H197ZM218 45H219V44H218ZM228 45H229V44H228ZM230 45H231V44H230ZM237 45H239V44L237 43ZM246 45H247V44H246ZM254 45H255V44H254ZM13 46H14V45H13ZM36 46H38V45L36 44ZM39 46H40V44H39ZM84 46H85V45H84ZM115 46H118V44L115 45ZM122 46H123V45H122ZM128 46H129V45H128ZM134 46H135V45H134ZM134 46H133V47H134ZM139 46H140V44H139ZM149 46H150V45H149ZM164 46H165V45H164ZM172 46H173V45H172ZM208 46H209V45H208ZM221 46H222V45H220L219 47H221ZM1 47H3V46H1ZM6 47H7V45H6ZM15 47H16V46H15ZM15 47H14V48H15ZM30 47H31V46H30ZM48 47H49V46H48ZM56 47H57V46H56ZM82 47H83V46H82ZM133 47H132V48H133ZM144 47H146V46H144ZM147 47H148V46H147ZM157 47H158V46H157ZM165 47H166V46H165ZM167 47H169V46H167ZM173 47H174V46H173ZM176 47H177V46H176ZM186 47H187V46H186ZM199 47H200V46H199ZM202 47H203V46H202ZM212 47H213V46H212ZM222 47H223V46H222ZM225 47H226V46L224 45V48H225ZM245 47H246V46H245ZM12 48H13V47H12ZM17 48H18V47H17ZM17 48H16V49H17ZM34 48H35V47H34ZM52 48L55 49L54 46H53ZM68 48H69V47H68ZM79 48H81V47H79ZM83 48H86V49H87V47H83ZM96 48H97V46H96ZM119 48H120V47H119ZM129 48H130V47H129ZM134 48H135V47H134ZM153 48H155V47H153ZM160 48H161V47H160ZM174 48H175V47H174ZM213 48H214V47H213ZM227 48H228V47H227ZM229 48H230V47H229ZM229 48H228V49H229ZM236 48H237V47H236ZM241 48H242V47H241ZM255 48H257V47H255ZM5 49H6V48H5ZM7 49H8V47H7ZM22 49H23V48H22ZM37 49H38V48H37ZM42 49H43V48H42ZM71 49H72V48H71ZM93 49H94V48H93ZM101 49H102V48H101ZM122 49H124V47H123ZM125 49H126V48H125ZM188 49H189V48H188ZM228 49H227V50H228ZM232 49H233V48H232ZM252 49H253V48H252ZM261 49H262V48H261ZM26 50H27V49H26ZM98 50H99V49H98ZM116 50H117V49H116ZM116 50H115V51H116ZM143 50H144V49H143ZM164 50H165V49H164ZM175 50H176V48H175ZM177 50H178V47H177ZM190 50H191V47H190ZM194 50H195V49H193V51H194ZM233 50H234V49H233ZM233 50H232V51H233ZM239 50H240V49H239ZM0 51H1V50H0ZM2 51H3V50H2ZM13 51H14V50H13ZM15 51H16V50H15ZM28 51H29V50H28ZM33 51H34V50H33ZM45 51H46V50H45ZM53 51H54V50H53ZM59 51H60V50H59ZM109 51H110V50H109ZM118 51H119V50H118ZM120 51H121V50H120ZM120 51H119V52H120ZM131 51H132V50H131ZM166 51H167V50H166ZM181 51H182V50H181ZM196 51H197V50H196ZM202 51H203V50H202ZM208 51H209V50H208ZM210 51H211V50H210ZM213 51H214V50H213ZM217 51H218V50H217ZM217 51H216V53H217ZM222 51H223V50H222ZM235 51H237V50H235ZM240 51H241V50H240ZM240 51H239V52H240ZM245 51H247V50H245ZM249 51H250V50H249ZM16 52H17V51H16ZM36 52H37V51H36ZM99 52H100V51H99ZM127 52H128V51H127V49H126V53H125V55H129V54H127ZM132 52H133V51H132ZM135 52H136V51H135ZM138 52H140V51H138ZM144 52H146V51H144ZM175 52H176V51H175ZM179 52H180V51H179ZM190 52H191V51H190ZM204 52H205V50H204ZM230 52H231V51H230ZM258 52H259V51H258ZM0 53L2 54L3 52H0ZM54 53H55V52H54ZM120 53H121V52H120ZM130 53H131V52H130ZM167 53H168V52H167ZM171 53H172V51H171ZM171 53H170V54H171ZM184 53H185V52H184ZM202 53H203V52H202ZM214 53H215V52H214ZM228 53H229V52H228ZM228 53H227V54H228ZM1 54H0V55H1ZM25 54H26V53H25ZM25 54H24V55H25ZM29 54H30V53H29ZM56 54H57V53H56ZM60 54H61V53H60ZM60 54H59V55H60ZM88 54H89V53H88ZM100 54H101V53H100ZM115 54H116V52H115ZM137 54H138V53H137ZM148 54H149V53H148ZM151 54H152V53H151ZM170 54H169V55H170ZM177 54H178V53H177ZM181 54H182V53H181ZM196 54H197V53H196ZM205 54H207V53H205ZM224 54H225V53H224ZM237 54H238V53H237ZM253 54H254V53H253ZM261 54H262V53H261ZM12 55H13V54H12ZM42 55H43V54H42ZM51 55H52V54H51ZM53 55H54V54H53ZM93 55H94V54H93ZM111 55H112V54H111ZM116 55H117V54H116ZM116 55H115V56H116ZM153 55H154V54H153ZM175 55H176V54H175ZM187 55H188V54H187ZM192 55H194V54L192 53ZM218 55H219V54H218ZM220 55H221V53H220ZM222 55H223V53H222ZM225 55H226V54H225ZM257 55H258V54H257ZM259 55H260V54H259ZM21 56H22V55H21ZM27 56H28V55H27ZM35 56H36V55H35ZM37 56H39V55H37ZM67 56H68V55H67ZM119 56H120V55H119ZM134 56H135V55H134ZM139 56H140V55H139ZM144 56H145V55H144ZM181 56H182V55H181ZM185 56H186V55H185ZM190 56H191V55H190ZM190 56H189V58H190ZM194 56H195V55H194ZM197 56L200 57L199 55H197ZM209 56H210V55H209ZM215 56H216V55H215ZM1 57H2V56H1ZM6 57H8V56H6ZM6 57H5V58H6ZM13 57H14V56H13ZM25 57H26V56H25ZM39 57H40V56H39ZM53 57H55V56H53ZM58 57H59V56H58ZM129 57H131V56H129ZM136 57H137V56H136ZM142 57H143V56H142ZM146 57H147V56H146ZM150 57H151V56H150ZM178 57H179V56H178ZM178 57H177V58H178ZM186 57H187V56H186ZM201 57H202V55H201ZM217 57H218V56H217ZM223 57H225V56H223ZM230 57H231V56H230ZM241 57H242V55H241ZM241 57H240V58H241ZM248 57H249V56H248ZM248 57H247V58H248ZM256 57H257V56H256ZM258 57H259V56H258ZM14 58H15V57H14ZM17 58H18V57H17ZM17 58H16V59H17ZM40 58H41V57H40ZM47 58H48V57H47ZM50 58H51V56H50ZM65 58H66V57H65ZM123 58H124V56H123ZM172 58H173V57H172ZM220 58H221V57H220ZM237 58H238V57H237ZM249 58H250V57H249ZM12 59H13V58H12ZM12 59H11V61H12ZM18 59H19V58H18ZM33 59H34V58H33ZM35 59L37 60V58H35ZM38 59H39V58H38ZM44 59H45V58H44ZM71 59H72V58H71ZM73 59H74V58H73ZM95 59H96V58H95ZM116 59H117V58H116ZM125 59H126V58H125ZM133 59H134V58H133ZM137 59H138V57H137ZM142 59H143V58H142ZM187 59H188V58H187ZM187 59H186V60H187ZM192 59H194V58H192ZM196 59H197V57H196ZM203 59H204V57H203ZM216 59H217V58H216ZM218 59H219V57H218ZM226 59H227V57H226ZM228 59H230V58H228ZM244 59H245V58H244ZM260 59H262V58H260ZM4 60H5V59H4ZM9 60H10V59H9ZM27 60H28V59H27ZM42 60H43V59H42ZM45 60H46V59H45ZM45 60H44V61H45ZM51 60H52V59H51ZM55 60H57V59H55ZM60 60H61V59H60ZM90 60H91V59H90ZM90 60H89V61H90ZM114 60H115V58H114ZM119 60H120V59H119ZM131 60H132V59H131ZM150 60H151V59H150ZM186 60H185V61H186ZM189 60H190V59H189ZM255 60H256V59H255ZM263 60H264V59H263ZM1 61H2V60H1ZM24 61H25V60H24ZM30 61H31V60H30ZM38 61H39V60H38ZM73 61H74V60H73ZM104 61H105V60H104ZM112 61H113V60H112ZM115 61H116V60H115ZM120 61L122 62L123 60H120ZM126 61H127V60H126ZM129 61H130V59H129ZM143 61H144V60H143ZM172 61H173V60H172ZM182 61L185 62L184 60H182ZM190 61H191V60H190ZM192 61H193V60H192ZM198 61H201V60L199 59ZM205 61H206V60H205ZM207 61H208V60H207ZM218 61H219V60H218ZM222 61H224V60H222ZM246 61H247V60H246ZM249 61H250V60H249ZM249 61H248L247 63H249ZM2 62H3V61H2ZM6 62H7V61H6ZM16 62H17V61H16ZM27 62L29 63V61H27ZM87 62H88V61H87ZM147 62H148V61H147ZM154 62H155V61H154ZM177 62H178V61H177ZM195 62H196V60H195ZM201 62H202V61H201ZM201 62H199V64H201ZM215 62H216V61H215ZM254 62H256V61H254ZM0 63H1V62H0ZM20 63H21V62H20ZM32 63H33V60H32ZM55 63H56V62H55ZM64 63H65V62H64ZM75 63H76V61H75ZM128 63H131V62H128ZM133 63H134V62H133ZM139 63H140V62H139ZM144 63H145V61H144ZM159 63H160V62H159ZM180 63H181V62H180ZM187 63H189V62H187ZM212 63H213V61H212ZM212 63H211V64H212ZM223 63H224V62H223ZM230 63H231V62H230ZM232 63H234V62H232ZM237 63H238V62H237ZM252 63H253V62H252ZM252 63H251V65H253ZM258 63H259V61H258ZM263 63H264V62H263ZM23 64H24V63H23ZM66 64H67V62H66ZM70 64H71V63H70ZM116 64H118V63L116 62ZM116 64H115V66L118 67ZM149 64H150V63H149ZM191 64H192V62H191ZM191 64H190V65H191ZM256 64H257V63H256ZM261 64H262V63H261ZM0 65H1V64H0ZM31 65H32V64H31ZM48 65H49V63H48ZM57 65H58V64H57ZM74 65H75V64H74ZM121 65H122V64H121ZM126 65H127V63H126ZM137 65H138V63H137ZM154 65H155V64H154ZM177 65H178V64H177ZM182 65H183V64H182ZM229 65H230V64H229ZM231 65H233V64H231ZM249 65H250V64H249ZM45 66H46V65H45ZM63 66H64V64H63ZM92 66H93V65H92ZM96 66H97V65H96ZM127 66H128V65H127ZM131 66H132V65H131ZM149 66H150V65H149ZM155 66H156V65H155ZM187 66H188V64H187ZM187 66H184V67L188 68ZM197 66H199V65H197ZM221 66H222V65H221ZM16 67H18V66H16ZM24 67H25V65H24ZM32 67H33V66H32ZM32 67H31V68H32ZM40 67H41V65H40ZM43 67H44V66H43ZM49 67H50V66H49ZM53 67H54V66H53ZM56 67H57V66H56ZM71 67H72V66H71ZM120 67H121V66H120ZM123 67H124V66H123ZM156 67H157V66H156ZM203 67H204V66H203ZM222 67H223V66H222ZM227 67H228V66H227ZM229 67H230V66H229ZM239 67H240V66H239ZM241 67L244 68L243 66H241ZM254 67H255V66H254ZM262 67H263V65H262ZM25 68H26V67H25ZM27 68H28V67H27ZM38 68H39V67H38ZM57 68H58V67H57ZM125 68H126V67H125ZM141 68H142V67H141ZM148 68H149V67H148ZM182 68H183V66H182ZM198 68L200 69V66H199ZM209 68H211V67H209ZM212 68H213V67H212ZM218 68H219V67H218ZM224 68H225V67H224ZM246 68H247V67H246ZM256 68H258V67H256ZM0 69H2V67H1ZM33 69H34V68H33ZM44 69H45V68H44ZM51 69H53V68H51ZM64 69H65V68H64ZM75 69H76V68H75ZM116 69H118V68H116ZM119 69H120V68H119ZM126 69H127V68H126ZM133 69H134V67H133ZM133 69H132V70H133ZM152 69H153V68H152ZM156 69H157V68H156ZM161 69H162V68H161ZM161 69H160V70H161ZM189 69H190V68H189ZM199 69H198V70H199ZM206 69H207V67H206ZM219 69H220V68H219ZM226 69H227V68H226ZM233 69H234V68H233ZM238 69H239V68H238ZM251 69H252V68H251ZM31 70H32V69H31ZM35 70H36V69H35ZM59 70H60V69H59ZM65 70H66V69H65ZM112 70H114V69H112ZM112 70H111V71H112ZM120 70H121V69H120ZM135 70H136V69H135ZM135 70H134V71H135ZM142 70H143V69H142ZM158 70H159V69H158ZM196 70H197V69H196ZM198 70H197V71H198ZM223 70H224V69H223ZM231 70H232V69H231ZM244 70H245V69H244ZM253 70H255V69L253 68ZM259 70H261V69H259ZM5 71H7V70H5ZM8 71H9V70H8ZM16 71H17V70H16ZM16 71H15V72H16ZM19 71H20V70H19ZM29 71H30V70H29ZM38 71H40V69H39ZM52 71H53V70H52ZM52 71H50V72H52ZM76 71H77V70H76ZM79 71L81 72V70H79ZM79 71H78V72H79ZM83 71H84V70H83ZM123 71H124V68H123ZM125 71H126V70H125ZM130 71H131V70H130ZM136 71H137V70H136ZM184 71H185V70H184ZM188 71H189V70H188ZM233 71H234V70H233ZM241 71H242V70H241ZM30 72H31V71H30ZM40 72H41V71H40ZM71 72H73V71L71 70ZM91 72H92V71H91ZM128 72H129V71H128ZM138 72H140V71H138ZM148 72H149V74H150V71H149V70H148ZM180 72H181V71H180ZM195 72H196V71H195ZM195 72H194V73H195ZM223 72H224V71H223ZM229 72H230V71H228V73H229ZM234 72H236V70H235ZM250 72H251V71H250ZM250 72H249V73H250ZM54 73H55V72H54ZM81 73H82V72H81ZM117 73H118V72H117ZM120 73H121V72H120ZM135 73H136V72H135ZM135 73H134V74H135ZM190 73H191V72H190ZM198 73H199V71H198ZM208 73H209V72H208ZM232 73H233V72H232ZM238 73H239V72H238ZM246 73H247V72H246ZM257 73H258V72H257ZM0 74H1V72H0ZM9 74H10V73H9ZM16 74H17V73H16ZM22 74H23V73H22ZM31 74H32V73H31ZM34 74H35V73H34ZM38 74H39V73H38ZM38 74H37V75H38ZM49 74H50V73H49ZM51 74H52V73H51ZM62 74H63V73H62ZM70 74H71V73H70ZM76 74H77V73H76ZM85 74H86V73H84V75H85ZM112 74H113V73H112ZM127 74H128V73H127ZM134 74H131V75H134ZM136 74H137V73H136ZM139 74H140V73H139ZM141 74H142V72H141ZM145 74H146V73H145ZM156 74H157V73H156ZM156 74H155V75H156ZM163 74H164V73H163ZM192 74H193V73H192ZM195 74H196V73H195ZM205 74H206V73H205ZM211 74H212V73H211ZM211 74H208V76L211 75ZM214 74H215V73H214ZM235 74H237V72H236ZM239 74H240V73H239ZM239 74H237V76H238ZM247 74H248V73H247ZM109 75H110V74H109ZM113 75H114V74H113ZM118 75H119V74H118ZM123 75H124V74H123ZM125 75H126V73H125ZM128 75H129V74H128ZM151 75L154 76V74H151ZM158 75H160V74H158ZM164 75H165V74H164ZM167 75H168V74H167ZM197 75H199V74H197ZM228 75H230V74H228ZM231 75H232V74H231ZM231 75H230V76H231ZM248 75H249V74H248ZM253 75L255 76V74H253ZM258 75H259V74H258ZM25 76H27V75H25ZM32 76H33V75H32ZM47 76H48V75H47ZM66 76H67V75H66ZM74 76H75V75H74ZM110 76H111V75H110ZM114 76H115V75H114ZM116 76H117V75H116ZM116 76H115V77H116ZM119 76H120V75H119ZM121 76H122V75H121ZM136 76H137V75H136ZM160 76H161V75H160ZM201 76H203V75H201ZM201 76H200V77H201ZM249 76H251V75H249ZM22 77H23V75H22ZM72 77H73V76H72ZM72 77H71V78H72ZM80 77H82V76H80ZM115 77H114V78H115ZM123 77H125V76H123ZM128 77H130V76H128ZM140 77H142V75H141ZM140 77H139V78H140ZM144 77H145V75H144ZM144 77H143V78H144ZM156 77H157V76H156ZM158 77H159V76H158ZM158 77H157V78H158ZM162 77H163V75H162ZM162 77H161V78H162ZM193 77H194V76H193ZM233 77H234V76H233ZM233 77H231V78L233 79ZM241 77H242V75H241ZM247 77H248V76H246V78H247ZM18 78H19V77H18ZM28 78H29V77H28ZM32 78H33V77H32ZM58 78H62V77L59 76ZM69 78H70V77H69ZM106 78H107V77H106ZM132 78H133V77H132ZM134 78H135V76H134ZM145 78H146V77H145ZM149 78H150V77H149ZM161 78H160V79H161ZM168 78H170V77H168ZM168 78H167V79H168ZM212 78H213V77H212ZM228 78H229V77H228ZM237 78H238V77H237ZM63 79H64V78H63ZM63 79H62V80H63ZM75 79H76V77H75ZM121 79H122V78H121ZM135 79H136V78H135ZM205 79H206V78H205ZM217 79H218V78H217ZM225 79H226V78H225ZM229 79H230V78H229ZM235 79H236V77H235ZM238 79H240V78H238ZM247 79H248V78H247ZM250 79H251V78H250ZM262 79H263V78H262ZM53 80H54V79H53ZM55 80H56V78H55ZM58 80H59V79H58ZM90 80H91V79H90ZM110 80H111V79H110ZM125 80H126V78H125ZM137 80H138V79H137ZM137 80H136V81H137ZM141 80H142V79H141ZM153 80H154V79H153ZM170 80H171V79H170ZM220 80H221V79H220ZM245 80H246V79H245ZM245 80H244V81H245ZM254 80H255V79H254ZM13 81H14V80H13ZM56 81H57V80H56ZM64 81H65V79H64ZM66 81H67V80H66ZM80 81H81V79H80ZM108 81H109V80H108ZM127 81H129V80H127ZM134 81H135V80H134ZM225 81H226V80H225ZM229 81H230V80H229ZM232 81H233V80H232ZM232 81H231V82H232ZM236 81H237V80H236ZM22 82H23V81H22ZM50 82L52 83V80H51ZM74 82H75V81H74ZM77 82H79V81H77ZM110 82H111V81H110ZM131 82H132V80H131ZM138 82H139V81H137V84H140V83H138ZM143 82H144V81H143ZM145 82H146V85H147V80H146ZM151 82H152V81H151ZM165 82H166V80H165ZM222 82H223V81H222ZM242 82H243V81H242ZM20 83H21V82H20ZM28 83H29V82H28ZM51 83H50V84H51ZM64 83H65V82H64ZM80 83H81V82H80ZM112 83H113V82H112ZM134 83H135V82H134ZM160 83H161V81H160ZM171 83H172V82H171ZM213 83H214V82H213ZM215 83H217V82H215ZM226 83H227V82H226ZM229 83H230V82H229ZM233 83H236V82H233ZM239 83H240V82H239ZM18 84H19V83H18ZM25 84H26V83H25ZM48 84H49V83H48ZM52 84H53V83H52ZM57 84H59V82H57ZM82 84H83V83H81V85H82ZM113 84H114V83H113ZM123 84H124V83H123ZM141 84H143V83H141ZM157 84H158V83H157ZM168 84H169V83H168ZM177 84H178V83H177ZM209 84H210V83H209ZM231 84H232V83H231ZM237 84H238V83H237ZM251 84H252V83H251ZM253 84H254V83H253ZM253 84H252V85H253ZM255 84H256V83H255ZM260 84H261V83H260ZM4 85H5V84H4ZM4 85H2V86H4ZM20 85H21V84H20ZM71 85H72V84H71ZM74 85H75V84H74ZM87 85H88V84H87ZM106 85H108V83H107ZM117 85H118V84H117ZM132 85H134V84H132ZM132 85H131V86H132ZM150 85H151V84H150ZM155 85H156V84H155ZM159 85H160V84H159ZM165 85H166V84H165ZM169 85H171V84H169ZM169 85H168V86H169ZM215 85H216V84H215ZM226 85H227V84H226ZM246 85H248V84H246ZM257 85H259V84H257ZM46 86H47V85H46ZM77 86H78V84H77ZM77 86H76V87H77ZM79 86H80V85H79ZM82 86H83V85H82ZM112 86H113V85H112ZM127 86H128V85H127ZM147 86H148V85H147ZM168 86H167V87H168ZM183 86H184V85H183ZM204 86H205V85H204ZM233 86H234V84H233ZM239 86H240V84H239ZM255 86H256V85H255ZM55 87H56V86H55ZM63 87H64V86H63ZM73 87H74V86H73ZM85 87H86V86H85ZM120 87H121V86H120ZM122 87H123V86H122ZM122 87H121V88H122ZM129 87H130V86H129ZM134 87H135V85H134ZM136 87H137V86H136ZM139 87H140V86H139ZM154 87H155V86H154ZM157 87H158V86H156L155 89H157ZM172 87H173V86H172ZM249 87H250V85H249ZM0 88H1V87H0ZM8 88H9V87H8ZM26 88H27V87H26ZM48 88H49V87H48ZM52 88H53V86H52ZM56 88H57V87H56ZM65 88H66V86H65ZM65 88H64V89H65ZM70 88L72 89V87H70ZM109 88L111 89V88H113V87H110V85H109ZM118 88H119V86H118ZM150 88H151V87H150ZM177 88H178V87H177ZM221 88H222V87H221ZM224 88H225V87H224ZM11 89H12V88H11ZM18 89H19V88H18ZM64 89H63V90H64ZM78 89H79V88H78ZM83 89H84V88H83ZM125 89H126V88H125ZM125 89H122V90L125 91ZM127 89H130V88H127ZM139 89H140V88H139ZM170 89H171V87H170ZM211 89H212V87H211ZM233 89H234V88H233ZM236 89H238V88H236ZM240 89H241V88H240ZM240 89H239V90H240ZM243 89H244V88H242V90H243ZM261 89H262V88H261ZM30 90H31V89H30ZM65 90H66V89H65ZM107 90H108V89H107ZM113 90H114V89H113ZM117 90H118V89H117ZM120 90H121V89H120ZM137 90H138V89H137ZM171 90H172V89H171ZM219 90H222V89L219 88ZM226 90H227V89H226ZM244 90H245V89H244ZM246 90H247V89H246ZM11 91H12V90H11ZM16 91H17V90H16ZM27 91H28V90H27ZM27 91H26V92H27ZM32 91H33V90H32ZM60 91H61V89H60ZM72 91H73V90H72ZM76 91H77V90H76ZM102 91H104V90H102ZM115 91H116V90H115ZM115 91H112V93H113L114 95H115V93H114ZM128 91H129V90H128ZM128 91H127V92H128ZM131 91H132V90H131ZM142 91H143V90H142ZM151 91H152V90H151ZM164 91H165V90H164ZM169 91H170V90H169ZM209 91H210V90H209ZM209 91H208V93H209ZM255 91H256V89H255ZM36 92H37V90H36ZM125 92H126V91H125ZM133 92H134V91H133ZM143 92H144V91H143ZM154 92H155V91H154ZM171 92H172V91H170V93H171ZM211 92H212V91H211ZM222 92H223V91H222ZM225 92H226V91H225ZM237 92H238V91H237ZM243 92H244V91H243ZM250 92H251V91H250ZM252 92H253V91H252ZM2 93H3V92H2ZM58 93H59V91H58ZM78 93H79V91H78ZM84 93H85V92H84ZM106 93H108V92H106ZM121 93H122V92H121ZM164 93H165V92H164ZM196 93H197V92H196ZM218 93H219V91H218ZM238 93H240V92H238ZM248 93H249V92H248ZM9 94H10V93H9ZM22 94H23V93H22ZM81 94H82V92H81ZM81 94H80V95H81ZM117 94H118V93H117ZM140 94H141V92H140ZM147 94H148V93H147ZM156 94H157V93H156ZM168 94H169V92H168ZM168 94H167V95H168ZM219 94H220V93H219ZM254 94H255V93H254ZM254 94H253V95H254ZM12 95H13V94H12ZM19 95H20V94H19ZM33 95H34V94H33ZM55 95H56V94H55ZM118 95H119V94H118ZM124 95H125V94H124ZM128 95H129V94H128ZM148 95H149V94H148ZM148 95H147V96H148ZM175 95H176V94H175ZM214 95H215V93H214ZM216 95H218L217 92H216ZM246 95H249V94L246 93ZM4 96H6V95H4ZM4 96H3V98H4ZM58 96H59V95H58ZM73 96H74V95H73ZM76 96H77V95H76ZM119 96H120V95H119ZM134 96H135V95H134ZM139 96H140V95H139ZM159 96H160V95H159ZM165 96H166V95H165ZM165 96H164V97H165ZM170 96H171V95H170ZM177 96H178V95H177ZM183 96H185V95H183ZM209 96H210V95H209ZM224 96H225V94H224ZM244 96H245V95H244ZM249 96H250V95H249ZM249 96H248V97H249ZM62 97H63V96H62ZM102 97H103V96H102ZM108 97H109V96H108ZM171 97H172V96H171ZM242 97H243V96H242ZM251 97L253 98L254 96H251ZM263 97H264V96H263ZM0 98H1V97H0ZM3 98H2V99H3ZM65 98H66V97H65ZM74 98H75V97H74ZM111 98H112V95H111ZM115 98H117V97H115ZM119 98H120V97H119ZM123 98H124V97H123ZM123 98H122V99H123ZM127 98H128V97H127ZM130 98H131V97H130ZM134 98H135V97H134ZM136 98H137V97H136ZM154 98H155V97H154ZM175 98H176V97H175ZM201 98H202V97H201ZM210 98H211V97H210ZM213 98H214V96H213ZM222 98H223V97H222ZM227 98H230V97H227ZM249 98H250V97H249ZM249 98H248V99H249ZM6 99H7V98H6ZM122 99L120 98V100H122ZM125 99H126V97H125ZM162 99H163V98H162ZM172 99H173V98H172ZM182 99H183V98H182ZM211 99H212V98H211ZM211 99H210V100H211ZM220 99H221V98H220ZM244 99H245V97H244ZM244 99H243V100H244ZM253 99H254V98H253ZM257 99H258V98H257ZM10 100H11V99H10ZM33 100H34V99H33ZM38 100H39V99H38ZM116 100H117V99H116ZM126 100H127V99H126ZM128 100H129V99H128ZM132 100H133V98H132ZM137 100H138V99H137ZM142 100H143V99H142ZM164 100H165V99H164ZM169 100H170V98H169ZM187 100H188V99H187ZM189 100H190V99H189ZM191 100H193V99H191ZM196 100H197V99H196ZM225 100H226V99H225ZM228 100H229V99H227V101H228ZM246 100H247V99H246ZM255 100H256V99H255ZM29 101H31V100H29ZM111 101H112V100H111ZM130 101H131V100H130ZM145 101H146V100H145ZM171 101H172V100H171ZM230 101H232V100H230ZM230 101H229V102H230ZM236 101H239V100H236ZM240 101H242V99H241ZM248 101H249V100H248ZM248 101H247V102H248ZM250 101H251V100H250ZM16 102H17V101H16ZM16 102H15V103H16ZM32 102H33V101H32ZM32 102H31V103H32ZM74 102H75V101H74ZM113 102H114V100H113ZM131 102H133V101H131ZM160 102H162V101H160ZM181 102H183V101H181ZM186 102H187V101H186ZM186 102H185V103H186ZM205 102L208 103L209 101H208V102L205 101ZM213 102H214V101H213ZM217 102H219V100H218ZM217 102H216V103H217ZM223 102H224V101H223ZM232 102H233V101H232ZM232 102H231V103H232ZM247 102H246V103H247ZM252 102H253V100H252ZM257 102H258V101H257ZM13 103H14V102H13ZM29 103H30V102H29ZM128 103H129V102H128ZM168 103H169V102H168ZM191 103H192V102H191ZM191 103H190V104H191ZM224 103H225V102H224ZM236 103H237V102H236ZM236 103H235V104H236ZM241 103H242V102H241ZM248 103H249V102H248ZM255 103H256V102H255ZM36 104H37V103H35V105H36ZM103 104H104V103H103ZM136 104H137V103H136ZM145 104H146V103H145ZM163 104H164V103H163ZM173 104H175V103H173ZM178 104H179V103H178ZM249 104H250V103H249ZM251 104H252V103H251ZM263 104H264V103H263ZM263 104H261V105H263ZM29 105H30V104H29ZM39 105H40V104H39ZM43 105H44V103H43ZM45 105H46V104H45ZM115 105H116V104H115ZM122 105H123V103H122ZM125 105H128V104H125ZM125 105H124V106H125ZM139 105H140V104H139ZM194 105H195V104H194ZM210 105H211V103H210ZM228 105H229V104H228ZM233 105H234V104H233ZM237 105H238V103H237ZM241 105H242V104H241ZM243 105H245V104H243ZM259 105H260V104H259ZM12 106H13V105H12ZM83 106H84V105H83ZM106 106H107V105H106ZM120 106H121V105H120ZM144 106H145V105H144ZM151 106H152V105H151ZM151 106H150V107H151ZM179 106H180V105H179ZM183 106H185V105H183ZM188 106H189V104H188ZM188 106H187V108H188ZM207 106H208V105H207ZM214 106H215V105H214ZM226 106H227V105H226ZM231 106H232V104H231ZM257 106H258V105H257ZM30 107H31V106H30ZM41 107H42V106H41ZM102 107H103V106H102ZM112 107H113V106H112ZM127 107H128V106H127ZM177 107H178V106H177ZM189 107H190V106H189ZM191 107H192V106H191ZM205 107H206V106H205ZM221 107H222V106H221ZM232 107H233V106H232ZM232 107H231V108H232ZM238 107H240V106H238ZM245 107H246V105H245ZM245 107H244V109H245ZM260 107H261V106H260ZM17 108H18V107H17ZM42 108H43V107H42ZM123 108H124V107H123ZM125 108H126V106H125ZM129 108H130V107H129ZM131 108H132V107H131ZM166 108H167V107H166ZM183 108H186V107H183ZM209 108H211V107L209 106ZM212 108H213V107H212ZM222 108H223V107H222ZM227 108H228V107H227ZM119 109H121V108H119ZM126 109H127V108H126ZM145 109H147V108L145 107ZM148 109H149V108H148ZM151 109H152V108H151ZM151 109H150V110H151ZM156 109H157V108H156ZM180 109H181V107H180ZM205 109H206V108H205ZM215 109H216V108H215ZM215 109H214V110H215ZM225 109H226V108H225ZM235 109H236V108H235ZM235 109H234V111H235ZM242 109H243V108H242ZM246 109H247V108H246ZM251 109H252V108H251ZM261 109H263V107H262ZM261 109H260V110H261ZM78 110H79V109H78ZM80 110H81V109H80ZM106 110H107V109H106ZM131 110H132V109H131ZM138 110H140V109H138ZM138 110H137V111H138ZM164 110H165V109H164ZM169 110H170V109H169ZM185 110H186V109H185ZM188 110H189V108H188ZM232 110H233V109H232ZM248 110H249V109H248ZM258 110H259V109H258ZM258 110L256 109V111H258ZM260 110H259V111H260ZM81 111H82V110H81ZM107 111H108V110H107ZM123 111H124V110H123ZM128 111H129V110H128ZM186 111H187V110H186ZM186 111H185V112H186ZM229 111H231V110H229ZM236 111H237V110H236ZM259 111H258V112H259ZM83 112H84V111H82V114H83ZM101 112H102V111H101ZM116 112H117V111H116ZM143 112H144V111H143ZM148 112H149V111H148ZM148 112H147V113H148ZM179 112H181V110H180ZM197 112H199V111H197ZM241 112H242V111H241ZM249 112H250V111H249ZM56 113H57V112H56ZM86 113H87V112H86ZM99 113H100V112H99ZM108 113H109V112H108ZM126 113H127V111H126ZM138 113H139V112H138ZM152 113H153V112H152ZM159 113H160V112H159ZM187 113H188V112H187ZM202 113H203V112H202ZM202 113H201V114H202ZM247 113H248V112H247ZM247 113H246V114H247ZM251 113H252V111H251ZM254 113H255V111H254ZM260 113H261V112H260ZM262 113H263V112H262ZM262 113H261V114H262ZM63 114H64V113H63ZM104 114H105V113H104ZM116 114H117V113H116ZM121 114H122V113H121ZM128 114H129V113H128ZM216 114H217V113H216ZM226 114H227V111H226ZM232 114H233V113H232ZM80 115H81V114H80ZM85 115H86V114H85ZM125 115H126V114H125ZM144 115H145V114H144ZM190 115H191V114H190ZM219 115H220V114H219ZM233 115H234V114H233ZM250 115H251V114H250ZM256 115H257V113H256ZM78 116H79V115H78ZM83 116H84V115H83ZM107 116H108V114H107ZM107 116H106V117H107ZM110 116H111V115H110ZM145 116H146V115H145ZM151 116H152V115H151ZM155 116H156V115H155ZM167 116H168V115H167ZM179 116H180V115H179ZM220 116H221V115H220ZM222 116H223V115H222ZM225 116H227V115H225ZM246 116H247V115H246ZM258 116H259V115H258ZM50 117H51V116H50ZM100 117H101V116H100ZM121 117H122V116H121ZM124 117H125V116H124ZM138 117H139V116H138ZM141 117H142V116H141ZM153 117H154V116H153ZM160 117H161V116H160ZM160 117H159V118H160ZM247 117H248V116H247ZM247 117H246V118H247ZM56 118H57V117H56ZM84 118H85V117H84ZM104 118H105V117H104ZM117 118H118V117H117ZM117 118H115V119H117ZM151 118H152V117H151ZM201 118H202V117H201ZM226 118H227V117H226ZM228 118H229V117H228ZM246 118H245V119H246ZM252 118H253V117H252ZM255 118H256V117H255ZM255 118H254V119H255ZM257 118H258V117H257ZM260 118H261V117H260ZM128 119H129V118H128ZM132 119H134V118H132ZM145 119H146V118H145ZM163 119H164V118H163ZM172 119H173V118H172ZM187 119H188V117H187ZM199 119H200V118H199ZM203 119H204V118H203ZM216 119H217V118H216ZM220 119H221V118H220ZM233 119H234V118H233ZM233 119H232V121H233ZM238 119H239V118H238ZM238 119H237V120H238ZM84 120H85V119H84ZM102 120H104V119H102ZM107 120H108V119H107ZM118 120H119V119H118ZM142 120H143V119H142ZM166 120H167V119H166ZM211 120H212V119H211ZM242 120H243V119H242ZM247 120H248V119H247ZM247 120H246V121H247ZM251 120H252V119H251ZM251 120H250V121H251ZM255 120H256V119H255ZM258 120L261 121V119H258ZM120 121H121V120H120ZM123 121H124V119H123ZM123 121H122V122H123ZM130 121H132V120H130ZM148 121H149V120H148ZM164 121H165V120H164ZM194 121H195V120H194ZM209 121H210V120H209ZM212 121H213V120H212ZM223 121H224V120H223ZM234 121H236V120H234ZM244 121H245V120H244ZM83 122H84V121H83ZM168 122H169V121H168ZM247 122H248V121H247ZM261 122H262V121H261ZM261 122H260V123H261ZM169 123H170V122H169ZM189 123H190V122H189ZM223 123H224V122H223ZM230 123H231V122H230ZM237 123H238V122H237ZM262 123H263V122H262ZM103 124H104V123H103ZM112 124H113V123H112ZM116 124H117V123H116ZM124 124H125V123H124ZM172 124H173V123H172ZM182 124H183V123H182ZM224 124H225V123H224ZM234 124H235V123H234ZM252 124H253V123H252ZM114 125H115V123H114ZM179 125H180V124H179ZM219 125H220V123H219ZM257 125H258V124H257ZM172 126H173V125H172ZM183 126H184V125H183ZM220 126H221V125H220ZM220 126H219V127H220ZM225 126H226V125H225ZM246 126H247V125H246ZM249 126H250V125H249ZM262 126H263V125H262ZM85 127H86V126H85ZM108 127H110V125H109ZM189 127H190V126H189ZM202 127H203V126H202ZM234 127H235V126H234ZM254 127H255V125H254ZM83 128H84V127H83ZM104 128H105V127H104ZM104 128H103V129H104ZM198 128H199V126H198ZM205 128H206V127H205ZM207 128H208V127H207ZM222 128H223V127H222ZM228 128H229V127H228ZM239 128H240V126H239ZM247 128H248V127H247ZM106 129H107V128H106ZM110 129H111V128H110ZM121 129H122V128H121ZM177 129H178V128H177ZM188 129H189V128H187V130H188ZM219 129H220V128H219ZM231 129H232V128H231ZM235 129H236V128H235ZM235 129H234V130H235ZM242 129H243V127H242ZM249 129L251 130V128H249ZM260 129H261V128H260ZM263 129H264V128H263ZM81 130H82V129H81ZM178 130H179V129H178ZM184 130H185V129H184ZM216 130H217V129H216ZM237 130H238V129H237ZM237 130H236V131H237ZM244 130H245V129H244ZM253 130H254V129H253ZM253 130H252V131H253ZM257 130H258V129H257ZM105 131H106V130H105ZM109 131H110V130H109ZM185 131H186V130H185ZM252 131H251V133H252ZM217 132H218V130H217ZM227 132H228V130H227ZM232 132H233V131H232ZM232 132H231V133H232ZM258 132H259V131H258ZM81 133H82V132H81ZM81 133H80V134H81ZM188 133H189V132H188ZM218 133H219V132H218ZM220 133H221V132H220ZM233 133H235V132H233ZM249 133H250V131H249ZM100 134H101V133H100ZM198 134H199V133H198ZM202 134H203V133H202ZM205 134H206V132H205ZM253 134H254V133H253ZM208 135H209V134H208ZM212 135H213V134H212ZM257 135H258V134H257ZM260 135H261V134H260ZM107 136H108V135H107ZM214 136H215V134H214ZM232 136H233V135H232ZM110 137H111V136H110ZM114 137H116V136H114ZM212 137H213V136H212ZM198 138H199V136H198ZM204 138H205V137H204ZM210 138H211V137H210ZM218 138H219V137H218ZM105 139H106V138H105ZM107 139H108V138H107ZM109 139H110V138H109ZM112 139H113V138H112ZM116 139H117V138H116ZM212 139H213V138H212ZM215 139H216V138H215ZM222 139H224V138H222ZM253 139H254V138H253ZM198 140H199V139H198ZM205 140H207V138H206ZM209 140H210V139H209ZM219 140H220V139H219ZM232 140H233V139H232ZM234 140H235V139H234ZM259 140H260V138H259ZM109 141H110V140H109ZM117 141H118V140H117ZM214 141H215V140H214ZM222 141H223V140H222ZM111 142H112V141H111ZM153 142H154V141H153ZM185 142H186V141H185ZM189 142H190V141H189ZM195 142H196V141H195ZM209 142H210V141H209ZM211 142H212V141H211ZM262 142H263V141H262ZM112 143H113V142H112ZM114 143H115V142H114ZM156 143H157V142H156ZM190 143H191V142H190ZM197 143H198V142H197ZM255 143H256V142H255ZM202 144H203V143H202ZM204 144H206V143H204ZM253 144H254V142H253ZM261 144H262V143H261ZM261 144H260V146H261ZM214 145H216V144H214ZM226 145H227V144H226ZM238 145H239V144H238ZM250 145H251V144H250ZM255 145H256V144H255ZM110 146H111V145H110ZM206 146H207V145H206ZM219 146H220V145H219ZM236 146H237V145H236ZM257 146H258V145H257ZM257 146H256V147H257ZM112 147H113V146H112ZM151 147H152V146H151ZM198 147H199V146H198ZM239 147H240V146H239ZM253 147H254V146H253ZM95 148H96V147H95ZM152 148H153V147H152ZM152 148H151V149H152ZM206 148H207V147H206ZM211 148H213V147H211ZM250 148H251V147H250ZM254 148H255V147H254ZM113 149H114V148H113ZM197 149H198V148H197ZM201 149H202V148H201ZM201 149H199V150H201ZM208 149H209V148H208ZM224 149H225V148H224ZM93 150H94V149H93ZM206 150H207V149H206ZM210 150H211V149H210ZM230 150H231V149H230ZM243 150H244V149H243ZM256 150H257V149H255V152H256ZM262 150H263V149H262ZM117 151H118V150H117ZM197 151H198V150H197ZM203 151H204V150H203ZM213 151H214V150H213ZM216 151L218 152L219 150L216 149ZM220 151H222V150H220ZM226 151H227V150H226ZM259 151L261 152V147L259 148ZM208 152H209V151H208ZM241 152H243V151H241ZM250 152H252V151H250ZM260 152H259V153H260ZM66 153H67V152H66ZM97 153H98V152H97ZM187 153H188V151H187ZM187 153H186V154H187ZM218 153H219V152H218ZM230 153H231V152H230ZM262 153H263V152H262ZM89 154H90V153H89ZM104 154H105V153H104ZM208 154H209V153H208ZM214 154H215V153H214ZM223 154H224V153H223ZM243 154H244V153H243ZM253 154H254V153H253ZM74 155H75V154H74ZM93 155H94V154H93ZM95 155H96V154H95ZM106 155H107V154H106ZM202 155H203V154H202ZM217 155H220V154H217ZM221 155H222V154H221ZM262 155H263V154H262ZM97 156H98V155H97ZM99 156H100V155H99ZM198 156H199V155H198ZM229 156H230V155H229ZM108 157H109V156H108ZM182 157H183V156H182ZM232 157H233V156H232ZM241 157H243V155H242ZM245 157H246V156H245ZM257 157H258V156H257ZM257 157H256V159H257ZM99 158H100V157H99ZM134 158H135V157H134ZM179 158H180V157H179ZM185 158H186V157H185ZM246 158H247V157H246ZM250 158H251V157H250ZM252 158H253V157H252ZM261 158H262V157H260V159H261ZM95 159H97V158H95ZM103 159H104V158H103ZM103 159H102V161H103ZM108 159H109V158H108ZM180 159H181V158H180ZM188 159H189V158H188ZM197 159H198V158H197ZM224 159H225V157H224ZM236 159H237V158H236ZM93 160H94V159H93ZM112 160H113V159H112ZM199 160H200V159H199ZM204 160H205V158H204ZM206 160H207V159H206ZM206 160H205V161H206ZM241 160H242V159H241ZM102 161H101V162H102ZM106 161H107V160H106ZM106 161H105V162H106ZM186 161H187V160H186ZM186 161H185V162H186ZM202 161H203V160H202ZM205 161H204V162H205ZM207 161H208V160H207ZM210 161H211V160H210ZM216 161H217V160H216ZM227 161H228V160H227ZM244 161H245V160H244ZM246 161H247V159H246ZM251 161H252V160H251ZM256 161H257V160H256ZM108 162H109V161H108ZM173 162H174V161H173ZM176 162H177V161H176ZM181 162H182V161H181ZM193 162H194V161H193ZM199 162H200V161H199ZM212 162H213V161H211V163H212ZM214 162H215V161H214ZM241 162H242V161H241ZM254 162H255V161H254ZM262 162H264V161H262ZM177 163H178V162H177ZM257 163H258V162H257ZM257 163H255V164H257ZM259 163H260V162H259ZM63 164H64V163H63ZM184 164H185V163H184ZM239 164H240V163H239ZM255 164H254V165H255ZM192 165H193V164H192ZM192 165H191V166H192ZM222 165H223V164H222ZM237 165H238V164H237ZM254 165H253V166H254ZM258 165H259V164H258ZM262 165H263V163H261V166H262ZM175 166H176V165H175ZM184 166H186V165H184ZM191 166H190V167H191ZM203 166H204V165H203ZM216 166H217V165H216ZM223 166H224V165H223ZM261 166H260V167H261ZM173 167H174V166H173ZM177 167H179V166H177ZM182 167H183V166H182ZM213 167H214V166H213ZM227 167H228V166H227ZM236 167H237V166H236ZM263 167H264V165H263ZM63 168H64V167H63ZM167 168H168V167H167ZM210 168H211V167H210ZM255 168H256V167H255ZM258 168H259V167H258ZM258 168H257V169H258ZM176 169H178V168H176ZM179 169H180V168H179ZM179 169H178V170H179ZM193 169H195V168H193ZM206 169H207V168H206ZM216 169H217V168H216ZM220 169H221V168H220ZM230 169H231V168H230ZM251 169H252V168H251ZM251 169H250V170H251ZM262 169H264V168H262ZM208 170H209V168H208ZM236 170H237V169H236ZM183 171H184V170H183ZM228 171H229V169H228ZM228 171H227V172H228ZM233 171H234V170H233ZM257 171H258V170H257ZM257 171H256V172H257ZM260 171H261V170H260ZM262 171H263V170H262ZM166 172H167V170H166ZM181 172H182V171H181ZM210 172H211V171H210ZM220 172H221V171H220ZM223 172H224V171H223ZM251 172H252V171H249V173H251ZM171 173H172V172H171ZM171 173H170V174H171ZM175 173H176V172H175ZM191 173H192V172H191ZM224 173H225V172H224ZM254 173H255V172H254ZM197 174H198V173H197ZM226 174H227V173H226ZM237 174H238V173H237ZM237 174H236V175H237ZM239 174H240V173H239ZM239 174H238V175H239ZM242 174H243V173H242ZM251 174H252V173H251ZM167 175H168V174H167ZM186 175H187V174H186ZM212 175H213V174H212ZM216 175H217V174H216ZM222 175L224 176L225 174L222 173ZM240 175H241V174H240ZM248 175H249V174H248ZM248 175H247V176H248ZM252 175H253V174H252ZM256 175H258V174H256ZM259 175H260V174H259ZM196 176H197V175H196ZM208 176H209V174H208ZM214 176H215V175H214ZM249 176H250V175H249ZM171 177H172V176H171ZM177 177H179V176H177ZM185 177H186V176H185ZM189 177H190V176H189ZM226 177H227V176H226ZM251 177H252V176H251ZM182 178H184V176H183ZM203 178H205V177H203ZM230 178H231V176H230ZM232 178H233V177H232ZM240 178H241V177H240ZM256 178H257V176H256ZM92 179H93V178H92ZM176 179H177V178H176ZM186 179H188V178H186ZM191 179H192V178H191ZM195 179H196V178H195ZM226 179H227V178H226ZM242 179H243V178H242ZM249 179H250V178H249ZM252 179H253V178H252ZM254 179H255V178H254ZM79 180H80V179H79ZM87 180H88V179H87ZM89 180H90V179H89ZM168 180H169V179H168ZM208 180H209V179H208ZM211 180H212V179H211ZM217 180H218V179H217ZM224 180H225V179H224ZM245 180H246V179H245ZM258 180H259V179H258ZM262 180H263V179H262ZM113 181H114V180H113ZM176 181H177V180H176ZM184 181H185V179H184ZM184 181H183V183H184ZM260 181H261V180H260ZM110 182H111V181H110ZM173 182H175V181H173ZM185 182H187V181H185ZM212 182H213V181H212ZM219 182H220V181H219ZM226 182H227V181H226ZM226 182H225V183H226ZM228 182H229V181H228ZM75 183H76V182H75ZM229 183H230V182H229ZM254 183H255V181H254ZM258 183H259V181H258ZM105 184H107V183H105ZM108 184H109V183H108ZM108 184H107V185H108ZM112 184H113V183H112ZM169 184H170V183H169ZM180 184H181V183H180ZM203 184H204V182H203ZM245 184H246V183H245ZM250 184H252V183H250ZM255 184H256V183H255ZM182 185H183V184H182ZM164 186H165V185H164ZM164 186H163V187H164ZM185 186H186V185H185ZM220 186H221V185H220ZM227 186H228V185H227ZM230 186H231V185H230ZM236 186H237V185H236ZM253 186H254V185H253ZM260 186H261V185H260ZM109 187H110V186H109ZM171 187H172V186H171ZM173 187H174V186H173ZM175 187H176V186H175ZM203 187H204V186H203ZM205 187H206V186H205ZM228 187H229V186H228ZM244 187H245V185H244ZM0 188H1V187H0ZM177 188H178V187H177ZM177 188H176V189H177ZM190 188H191V187H190ZM201 188H202V187H201ZM238 188H239V187H238ZM247 188H248V187H247ZM250 188H251V186H250ZM261 188H262V186H261ZM261 188H260V189H261ZM188 189H189V188H188ZM191 189H192V188H191ZM196 189H197V188H196ZM203 189H204V188H203ZM210 189H211V188H210ZM215 189H216V188H215ZM242 189H243V188H242ZM244 189H246V188H244ZM258 189H259V188H258ZM207 190H208V189H207ZM213 190H214V189H213ZM239 190H240V189H239ZM173 191H174V190H173ZM211 191H212V190H211ZM211 191H210V192H211ZM219 191H220V190H219ZM224 191H225V190H224ZM253 191H254V190H253ZM253 191H252V192H253ZM261 191H262V190H261ZM261 191H260V192H261ZM175 192H176V191H175ZM180 192H181V191H180ZM190 192H191V191H190ZM196 192H197V191H196ZM220 192H221V191H220ZM226 192H227V191H226ZM245 192H246V191H244V193H245ZM258 192H259V191H258ZM176 193H177V192H176ZM198 193H199V192H198ZM214 193H215V191H214ZM227 193H228V192H227ZM238 193H239V192H238ZM240 193H241V191H240ZM262 193H263V191H262ZM179 194H180V193H179ZM182 194H183V193H182ZM182 194H180V195H182ZM184 194H185V193H184ZM217 194H218V192H217ZM247 194H248V193H247ZM250 194H251V193H250ZM250 194H248V197H249ZM256 194H257V193H256ZM211 195H212V193H211ZM220 195H221V194H220ZM231 195H232V193H231ZM237 195H238V194H237ZM239 195H240V194H239ZM259 195H260V194H259ZM169 196H170V195H169ZM188 196H189V195H188ZM207 196H208V195H207ZM216 196H217V195H216ZM252 196H253V195H252ZM257 196H258V195H257ZM182 197H183V196H182ZM213 197H214V196H213ZM242 197H244V196L242 195ZM262 197H263V196H262ZM167 198H168V197H167ZM177 198H178V197H177ZM191 198H192V197H191ZM195 198H196V197H195ZM168 199H169V198H168ZM192 199H193V198H192ZM201 199H202V198H201ZM245 199H246V198H245ZM247 199H248V198H247ZM252 199H253V198H252ZM258 199H259V198H258ZM203 200H204V199H203ZM214 200H215V199H214ZM239 200H240V199H239ZM239 200H238V201H239ZM171 201H172V200H171ZM173 201H175V200H173ZM207 201H208V200H207ZM251 201H252V200H251ZM256 201H257V200H256ZM259 201H260V200H259ZM261 201H262V199H261ZM168 202H169V201H168ZM183 202H184V201H183ZM248 202H250V201H248ZM263 202H264V201H263ZM169 203H170V202H169ZM215 203H216V202H215ZM217 203H218V202H217ZM240 203H241V202H240ZM250 203H251V202H250ZM257 203H258V202H257ZM3 204H4V203H3ZM195 204H196V203H195ZM237 204H239V202H238ZM254 204H255V203H254ZM170 205H171V204H170ZM190 205H191V204H190ZM219 205H220V204H219ZM259 205H260V204H259ZM167 206H168V204H167ZM173 206H175V205H173ZM200 206H201V205H200ZM200 206H199V207H200ZM214 206H215V204H214ZM216 206H217V205H216ZM226 206H228V204H227ZM232 206H233V205H232ZM244 206H245V205H244ZM262 206H263V205H262ZM133 207H134V206H133ZM170 207H171V206H170ZM195 207H196V206H195ZM221 207H222V206H221ZM223 207H224V206H223ZM245 207H246V206H245ZM4 208H5V206H4ZM138 208H139V207H138ZM189 208H190V207H189ZM207 208H208V207H207ZM226 208H228V207H226ZM241 208H242V207H241ZM253 208H254V207H253ZM172 209H173V208H172ZM193 209H194V208H193ZM197 209H198V208H197ZM222 209H223V208H222ZM238 209H239V208H238ZM202 210H203V209H202ZM219 210H220V209H219ZM255 210H256V209H255ZM255 210H254V211H255ZM259 210H260V208H259ZM204 211H205V210H204ZM217 211H218V210H217ZM223 211H224V210H223ZM244 211H245V210H244ZM262 211H263V210H262ZM182 212H184V211H182ZM224 212H225V211H224ZM247 212H248V210H247ZM251 212H252V210H251ZM194 213H195V212H194ZM220 213H221V212H220ZM237 213H238V212H237ZM239 213H240V212H239ZM244 213H246V212H244ZM261 213H262V212H261ZM207 214H208V213H207ZM213 214H215V213H213ZM230 214H231V213H230ZM247 214H248V213H247ZM170 215H172V214H170ZM183 215H184V213H183ZM187 215H188V214H187ZM215 215H217V214H215ZM245 215H246V214H245ZM258 215H259V214H258ZM181 216H182V215H180V217H181ZM202 216H203V215H202ZM236 216H237V215H236ZM247 216H248V215H247ZM261 216H262V215H261ZM186 217H187V216H186ZM186 217H184V218L186 219ZM189 217H190V216H189ZM199 217H200V216H199ZM217 217H218V215H217ZM221 217H222V216H221ZM245 217H246V216H245ZM248 217H249V216H248ZM248 217H247V218H248ZM252 217H253V215H252ZM254 217H255V216H254ZM257 217H258V216H257ZM177 218H178V217H177ZM219 218H220V217H219ZM240 218H241V217H240ZM247 218H246V219H247ZM255 218H256V217H255ZM191 219H192V218H191ZM191 219H190V220H191ZM206 219H207V217H206ZM210 219H211V218H210ZM213 219H214V218H213ZM226 219H227V218H226ZM226 219H225V220H226ZM232 219H234V218H232ZM238 219H239V217H238ZM243 219H244V218H243ZM243 219H242V220H243ZM257 219H259V218H257ZM178 220H180V219H178ZM193 220H194V219H193ZM214 220H215V219H214ZM235 220H237V219H235ZM248 220H249V219H248ZM152 221H153V220H152ZM180 221H181V220H180ZM186 221H187V220H186ZM197 221H198V220H197ZM204 221H205V220H204ZM217 221H218V220H217ZM227 221H228V220H227ZM232 221H233V220H232ZM261 221H262V220H261ZM153 222H154V221H153ZM188 222H189V221H188ZM200 222H201V220H200ZM206 222H207V221H206ZM208 222H209V221H208ZM219 222H220V221H219ZM230 222H231V221H230ZM233 222H234V221H233ZM236 222H237V221H236ZM173 223H174V222H173ZM234 223H235V222H234ZM253 223H254V222H253ZM253 223H252V224H253ZM27 224H28V223H27ZM155 224H156V223H155ZM214 224H215V223H214ZM217 224H218V223H217ZM228 224H229V223H228ZM175 225H176V224H175ZM177 225H178V224H177ZM177 225H176V226H177ZM219 225H220V224H219ZM257 225H258V224H257ZM257 225H256V226H257ZM163 226H164V225H163ZM216 226H217V225H216ZM222 226H223V225H222ZM235 226H236V225H235ZM259 226H260V225H259ZM158 227H159V226H158ZM177 227H178V226H177ZM263 227H264V226H263ZM171 228H172V227H171ZM217 228H218V227H217ZM220 228H221V227H220ZM224 228H225V227H224ZM234 228H235V227H234ZM165 229H166V228H165ZM166 230H167V229H166ZM221 230H222V228H221ZM254 230H255V229H254ZM260 230H262V229H260ZM234 231H235V230H234ZM234 231H233V232H234ZM249 231H251V230H249ZM223 232H224V231H223ZM236 232H237V231H236ZM238 232H239V231H238ZM240 232H241V231H240ZM246 232H247V231H246ZM258 233H259V232H258ZM1 234H2V233H1ZM4 234H5V233H4ZM7 234L10 235L11 233H10V234L7 233ZM16 234H17V233H16ZM21 234H22V233H21ZM170 234H171V233H170ZM253 234H254V233H253ZM263 234H264V233H263ZM5 235H6V234H5ZM19 235H20V234H19ZM24 235H25V234H24ZM177 235H178V234H177ZM244 235H245V234H244ZM248 235H249V234H248ZM11 236H12V234H11ZM43 236H45V235H43ZM181 236L183 237V235H181ZM250 236H251V235H250ZM256 236H257V234H256ZM13 237H14V236H13ZM13 237H12V238H13ZM15 237H16V236H15ZM17 237H18V236H17ZM23 237H24V236H23ZM23 237H22L21 239H23ZM40 237H41V236H39L38 238H40ZM48 237H49V236H48ZM177 237H178V236H177ZM246 237H248V236H246ZM253 237H254V236H253ZM8 238H10V237H8ZM36 238H37V237H36ZM50 238H51V236H50ZM175 238H176V237H175ZM192 238H193V237H192ZM255 238H256V237H255ZM4 239H5V237H4ZM14 239H15V238H14ZM14 239H13V240H14ZM24 239H25V238H24ZM30 239H31V238H30ZM40 239H41V238H40ZM183 239H184V238H183ZM247 239H248V238H247ZM0 240H2V239H0ZM5 240H6V239H5ZM19 240H20V239H19ZM33 240H34V239H33ZM48 240H49V239H48ZM191 240H192V239H191ZM193 240H194V239H193ZM248 240H250V239H248ZM258 240H260V239H258ZM262 240L264 241V239H262ZM16 241H17V240H16ZM20 241H21V240H20ZM30 241H31V240H30ZM30 241H29V242H30ZM34 241H35V240H34ZM34 241H33V243L35 244ZM45 241H46V240H45ZM49 241H50V240H49ZM52 241H53V239H52ZM199 241H200V240H199ZM199 241H198V242H199ZM246 241H247V240H246ZM256 241H257V240H256ZM256 241H255V243H257ZM0 242H1V241H0ZM3 242H4V241H3ZM7 242H8V241H7ZM11 242H12V241H11ZM11 242H9V243H11ZM14 242H15V241H14ZM23 242H24V240H23ZM26 242H27V241H26ZM26 242H25V246L28 247V245H29L28 243H29V242H28V243H26ZM37 242H38V241H37ZM47 242H48V241H47ZM103 242H104V241H103ZM174 242H175V241H174ZM195 242H196V241H195ZM202 242H203V241H202ZM260 242H261V240H260ZM5 243H6V241H5ZM9 243H8V244H9ZM20 243H21V242H20ZM33 243H32V244H33ZM48 243H49V242H48ZM52 243H53V242H52ZM185 243H187V242H185ZM199 243H200V242H199ZM247 243H249V242H247ZM247 243L245 244V246L247 245ZM252 243H253V242H252ZM258 243H259V241H258ZM1 244H2V245H1ZM3 244H4V243H0V248H1L2 246L4 247L5 244H4V245H3ZM8 244L6 243V245H8ZM15 244H16V243H15ZM21 244H22V243H21ZM49 244H50V243H49ZM203 244H204V243H203ZM259 244H260V243H259ZM13 245H14V244H13ZM13 245H12V246H13ZM37 245H38V243H37ZM40 245H41V244H40ZM46 245H47V244H46ZM178 245H179V244H178ZM186 245H187V244H186ZM189 245H190V244H189ZM206 245H207V244H206ZM239 245H240V244H239ZM243 245H244V244H243ZM263 245H264V244H263ZM9 246H11V245H9ZM15 246H16V245H15ZM23 246H24V245H23ZM29 246H31V244H30ZM41 246H42V245H41ZM191 246H192V245H191ZM230 246H231V245H230ZM261 246H262V245H261ZM19 247H20V245H19ZM31 247H32V246H31ZM47 247H48V246H47ZM53 247H54V246H53ZM89 247H90V246H89ZM92 247H94V246H92ZM92 247H91V248H92ZM95 247H96V246H95ZM95 247H94V248H95ZM98 247H100V246L98 245ZM107 247H108V246H107ZM115 247H116V246H115ZM115 247H114V248H115ZM204 247H205V246H204ZM204 247H203V248H204ZM206 247H207V246H206ZM210 247H211V246H210ZM234 247L236 248V246H234ZM239 247H240V246H239ZM254 247H255V246H254ZM6 248H7V247H6ZM8 248H11V247H8ZM12 248H13V247H12ZM24 248H25V247H24ZM103 248H104V246H103ZM180 248H181V247H180ZM197 248H198V247H197ZM203 248H202V249H203ZM211 248H212V247H211ZM211 248H210V249H211ZM213 248H214V247H213ZM240 248H242V247H240ZM247 248H248V245H247ZM250 248H251V247H250ZM3 249H4V248H3ZM26 249H28V248H26ZM33 249H34V247H33ZM42 249H43V248H42ZM115 249H116V248H115ZM199 249H200V248H199ZM207 249H208V248H207ZM207 249H206V250H207ZM228 249H229V248H228ZM243 249H244V248H243ZM6 250H7V249H6ZM9 250H10V249H9ZM9 250H8V252H9ZM19 250H20V249H19ZM38 250H39V249H38ZM43 250L45 251V248H44ZM57 250H58V249H57ZM85 250H88V248L85 249ZM108 250H109V248H108ZM118 250H119V248H118ZM124 250H125V249H124ZM218 250H219V249H218ZM218 250H217V252H221V250H220V251H218ZM231 250H232V248H231ZM237 250H238V248H237ZM245 250H246V247H245ZM253 250H254V249H253ZM260 250H261V249H260ZM3 251H4V250H3ZM10 251H11V250H10ZM44 251H43V252H44ZM50 251H52V250L50 249ZM50 251H48V254H49ZM82 251H83V250H82ZM89 251H91V250H89ZM89 251H88V252L86 251L87 254H89ZM100 251H101V249H100ZM110 251H111V250H110ZM133 251H134V250H133ZM191 251H192V250H191ZM209 251H210V250H209ZM227 251H228V250H227ZM246 251H247V250H246ZM248 251H249V249H248ZM255 251H256V250H255ZM262 251H263V250H262ZM262 251H261V252H262ZM32 252H34V251H32ZM41 252H42V251H41ZM53 252H54V251H53ZM70 252H71V251H70ZM76 252H77V251H76ZM79 252H80V251H78V253H79ZM91 252H92V251H91ZM98 252H99V251L97 250V253H98ZM102 252H103V251H102ZM111 252H112V251H111ZM121 252H122V251H121ZM189 252H190V251H189ZM193 252H194V251H193ZM202 252H203V251H202ZM206 252H207V251H206ZM210 252H211V251H210ZM222 252H224V251H222ZM235 252H236V251H235ZM239 252H240V253H238V254H241V251H239ZM242 252H243V251H242ZM5 253H6V252H5ZM5 253H4V254H5ZM11 253H12V252H11ZM19 253H20V252H19ZM29 253H31V251H30ZM45 253H46V252H45ZM57 253H58V252H57ZM57 253H56V254H57ZM62 253H63V252H62ZM71 253H72V252H71ZM103 253L105 254L106 252H103ZM112 253H113V252H112ZM114 253L116 254V252H114ZM133 253H134V252H133ZM190 253H191V252H190ZM199 253H200V252H199ZM207 253H208V252H207ZM224 253H225V252H224ZM244 253H246V252H244ZM255 253H257V252H255ZM259 253H260V252H259ZM259 253H258V254H259ZM263 253H264V252H263ZM2 254H3V253L0 252V255H2ZM12 254H13V253H12ZM12 254H11V255H12ZM32 254H33V253H32ZM41 254H42V253H41ZM41 254H40V255H41ZM46 254H47V253H46ZM53 254H54V253H53ZM58 254H59V253H58ZM64 254H65V253H64ZM64 254H63V255H64ZM67 254H68V253H67ZM72 254H74V251H73ZM83 254H84V253H83ZM87 254H86V256H87ZM91 254H92V253H91ZM94 254H95V252H94ZM94 254H93V255H94ZM107 254H108V253H107ZM107 254H106V255H107ZM117 254H119V253H117ZM117 254H116V255H117ZM122 254H123V253H122ZM138 254H139V253H138ZM156 254H157V253H156ZM193 254H194V253H193ZM200 254H201V253H200ZM217 254H218V253H217ZM225 254H226V253H225ZM229 254H230V252H229ZM248 254H249V252H248ZM251 254H253V253H251ZM260 254H262V253H260ZM11 255H9V256H11ZM21 255H22V254H21ZM27 255H29V254H27ZM35 255H36V254H35ZM60 255H61V254H60ZM97 255H98V254H97ZM108 255H109V254H108ZM120 255H121V254H120ZM123 255H124V254H123ZM125 255H126V254H125ZM136 255H137V254H136ZM136 255H135V256H136ZM143 255H144V254H142V256H143ZM158 255H159V254H158ZM160 255H161V254H160ZM177 255H178V254H177ZM208 255H209V254H208ZM212 255H213V254H212ZM222 255H223V253H222ZM255 255H257V254H255ZM3 256H4V255H3ZM9 256H8V257H9ZM38 256H39V255H38ZM38 256H37V257H38ZM41 256H42V255H41ZM43 256H44V254H43ZM48 256H49V255H48ZM80 256H81V255H80ZM104 256H105V255L102 256V260H104V259H105V260H109V259H107L108 256H105L106 258L103 259ZM112 256H113V255H112ZM131 256H132V255H131ZM147 256H150V254L147 255ZM171 256H172V255H171ZM197 256H198V254H197ZM202 256H203V255H202ZM205 256H206V255H205ZM216 256H217V255H216ZM228 256H230V255H228ZM240 256H241V255H240ZM243 256H244V255H243ZM247 256H248V255H247ZM249 256H250V254H249ZM252 256L254 257V255H252ZM259 256H260V255H259ZM1 257H2V256H0V258H1ZM15 257H16V256H14V258H15ZM21 257H22V256H21ZM31 257H32V255H31ZM33 257H34V256H33ZM55 257H56V255H55ZM55 257H54V258H55ZM60 257H61V256H60ZM60 257H59V258H60ZM71 257H72V256H71ZM73 257H74V256H73ZM73 257H72V260H73ZM87 257H88V256H87ZM87 257H85V258H87ZM94 257H95V256H94ZM94 257H92V258L94 259ZM97 257L100 258V254H99V256H97ZM110 257H111V256H110ZM113 257H114V256H113ZM117 257H118V256H117ZM154 257H155V255H154ZM157 257H158V256H157ZM181 257H182V256H181ZM191 257H192V256H191ZM191 257H190V258H191ZM200 257H201V256H200ZM206 257H207V256H206ZM217 257L219 258L220 256H217ZM223 257H224V256H223ZM234 257H235V256H234ZM256 257H257V256H256ZM261 257H263V256H261ZM261 257H260V258H261ZM14 258H13V259H14ZM43 258H44V257H43ZM57 258H58V257H57ZM77 258H78V257H77ZM77 258H76V259H77ZM88 258H89V257H88ZM90 258H91V257H90ZM114 258H116V256H115ZM123 258H124V257H123ZM131 258H132V259H135V258H133V257H131ZM136 258H137V257H136ZM139 258H141V257H139ZM161 258H162V257H161ZM163 258H164V257H163ZM177 258H178V257H177ZM213 258H214V257H213ZM213 258H212V259H213ZM232 258H233V257H232ZM236 258H237V257H236ZM240 258H242V257H240ZM260 258H257V259L260 260ZM6 259L8 260V258H6ZM6 259H5V260H6ZM11 259H12V257H11ZM27 259H28V258H27ZM27 259H26V260H27ZM31 259H32V258H31ZM36 259H37V258H36ZM46 259H48V258L46 257ZM69 259H70V257H69ZM83 259H84V258H83ZM93 259H92V262H93ZM95 259H97V258L95 257ZM95 259H94V260H95ZM116 259H117V258H116ZM119 259H120V257H119ZM125 259H126V258H125ZM127 259H128V258H127ZM132 259H131V261H132ZM169 259H170V258H169ZM172 259H173V258H172ZM182 259H183V258H182ZM205 259H206V258H205ZM209 259H210V258H209ZM247 259H248V258H247ZM247 259H246V261H247ZM249 259H250V258H249ZM251 259H252V258H251ZM262 259H263V258H262ZM1 260H2V258H1ZM3 260H4V259H3ZM16 260H17V259H16ZM21 260H22V259H20V261H21ZM26 260H25L24 262H26ZM33 260H34V259H33ZM33 260H32V261H33ZM49 260H50V259H49ZM54 260H55V259H54ZM56 260H57V259H56ZM98 260H99V259H98ZM129 260H130V259H129ZM145 260H146V259H145ZM150 260H151V259H150ZM159 260H160V259H159ZM187 260H188V259H187ZM190 260H191V259H190ZM195 260H196V259H195ZM202 260H204V259H202ZM231 260H232V259H231ZM240 260H241V259H240ZM240 260H237V261H240ZM243 260H244V259H243ZM27 261H28V260H27ZM39 261L42 262V261H44V260H40V259H39ZM60 261H61V260H60ZM64 261H65V260H64ZM66 261H67V260H66ZM74 261H75V260H74ZM78 261H79V260H78ZM81 261H82V260H81ZM96 261H97V260H96ZM96 261H94V264H96ZM99 261L102 262L101 259H100ZM112 261H114V259H113ZM155 261H156V260H155ZM208 261H211V260H208ZM250 261H251V260H250ZM5 262H6V261H5ZM33 262H34V261H33ZM45 262H46V263H50V262H47V261H45ZM56 262H58V261H56ZM68 262H69V261H68ZM85 262H86V260H85ZM106 262H107V261H106ZM116 262H118V261H116ZM119 262L121 263V261H119ZM132 262H133V261H132ZM152 262H153V260H152ZM158 262H159V261H158ZM161 262H162V261H161ZM197 262H198V261H197ZM212 262H213V260H212ZM215 262H216V261H215ZM260 262H261V261H260ZM1 263H2V261H1ZM3 263H4V262H3ZM27 263H28V262H27ZM34 263H35V262H34ZM38 263H39V262H38ZM43 263H44V262H43ZM75 263H77V262H75ZM75 263H73V264H75ZM79 263L81 264V262H79ZM86 263H87V262H86ZM108 263H109V261H108ZM120 263H119V264H120ZM124 263H128V262L125 261ZM129 263H130V262H129ZM145 263H146V262H145ZM148 263H149V262H148ZM159 263H160V262H159ZM195 263H196V262H195ZM195 263H194V264H195ZM205 263H206V262H205ZM218 263H219V262H218ZM222 263H224V261H223ZM245 263H246V262H245ZM251 263H252V262H251ZM6 264H7V263H6ZM13 264H14V262H13ZM16 264H17V263H16ZM22 264H24V263L22 262ZM54 264H55V263H54ZM59 264H60V263H59ZM63 264H64V263H63ZM67 264H68V263H67ZM77 264H78V263H77ZM82 264H84V263H82ZM92 264H93V263H92ZM99 264H100V263H99ZM110 264H111V263H110ZM114 264H115V263H114ZM156 264H158V263H156ZM181 264H183V263H181ZM196 264H197V263H196ZM200 264H201V263H200ZM202 264H203V263H202ZM207 264H208V263H207ZM216 264H217V263H216ZM242 264H243V263H242ZM248 264H249V263H248ZM259 264H260V263H259Z\"/></svg>","mask_w":264,"mask_h":264}]
</instances>
